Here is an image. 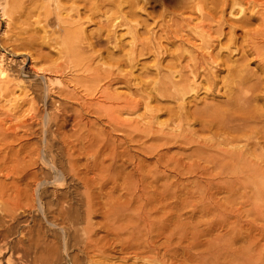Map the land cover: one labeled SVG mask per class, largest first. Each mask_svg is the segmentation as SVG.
<instances>
[{
	"label": "bare ground",
	"instance_id": "obj_1",
	"mask_svg": "<svg viewBox=\"0 0 264 264\" xmlns=\"http://www.w3.org/2000/svg\"><path fill=\"white\" fill-rule=\"evenodd\" d=\"M43 1V0H41ZM142 1L141 3L144 4V3H149L150 0H44L43 2H40V0H27L28 2V5H29V9L28 11L25 13V16L22 15L24 13V10L22 9V11H20L19 9H16V7L18 6H21L19 7L20 9L21 8H24V4H25V1L23 2H19L17 0H0V8H1V12L3 14V18L7 19L9 21H12V20H19V23L21 22V25L22 26V22L23 20H21V16H24V17H31L32 14L36 13L37 12V15H41L42 14V19L45 23H49V19H51V15H55V19H56V27L57 29H55L56 27L54 26V30L53 29H50L49 27L55 25V22L53 24V21L52 23L50 24V26L48 27V29L52 30L50 31V34L47 35V38L48 40L44 41L46 42V44H50V46L53 44V43H58L60 40V42L58 44H55V45H59V51L58 49H56V51H58L59 53L58 54H63L64 57L67 58V60H65V58H63L62 56V59H64V61H60V62H64L66 61V64L67 66L66 67H63L62 65H56L58 63H53L55 65H51L50 63V67L48 66L47 68H42L41 66H38L39 69H34L36 71V73H38L40 76H42V81H43V78H46L45 81V84L46 86L43 85L46 87V92H45V88H44V92H45V96H47L48 92V87L49 86H57L58 89L56 90L57 91V94L59 95V97H63V98H66L68 100H71V104H72V101L76 102L77 103V110H83V109H88V110H92L93 112V115L96 114V115H99L101 114V112H103L104 114H107L106 117H108V121H106V123L104 124H109L111 126V129L114 130V132H118V131H121V130H126L124 132H126V134L128 133V131L132 132L129 133V134H123L126 138H129L131 144L135 143L136 145L140 144L139 146L137 147H140L138 148L139 151H141V154H146V155H151L152 157L155 158V161L154 164H153V168H146L149 166V163L148 165L144 166V162H147L146 159H142V160H138L136 161V157H134L135 155H131L130 152H129V149L128 151H124L123 150V146L121 144V146H119V149L120 147H122V152L118 153V151L115 150V147L112 148V146H110V144H108L106 142V144L103 146L104 148H101L104 149L103 151H108L109 152V156L107 153L103 154L105 156H108V158L110 159L109 164L105 165L104 164V160H105V157H103L102 153L103 151L99 153V151H101V148L100 150H98V152L96 153L93 152V149H91L93 153H96V155H98V158L100 157V155H102V159L99 161L98 159V162L100 164H97L96 163V159L94 161H92V163H90L91 165L85 163L86 165V169L87 171L83 172L81 170L80 167H78L79 165L75 164V162H73V159L71 157V155L69 153H67V165L65 164L64 160V165L68 166V174H70L74 179L75 182H77L78 184L81 185V187L78 185V189L79 187L81 188L80 190H78L75 186L72 187V191H66L68 193V195H62L60 194L59 192L55 191L53 192V198L52 200L49 202L48 200V204L46 203L45 206H48L46 207L47 210L50 211V213L52 215H49L50 217L52 216V221H50V224L52 227L55 226V227H59L60 229V232L62 233L63 237H64V247H74L76 246L78 248L77 252L76 253H73L72 255L70 254H67V260H66V264H109L111 263L109 261L108 263V260L109 258H111V256L109 257L106 252L107 250L111 247L109 246V243L108 241L106 242L105 240V243L103 242V244L101 245V242L104 240V239H110L109 236L112 240V242L110 243V245L112 244H119L118 246H120V249H118V247L116 249H118V251L122 252V253H128V255H132L133 259L134 260H138V262L140 261L142 264H150V263H155V264H164L165 262H163V259L161 260L159 257V253L160 251H156V245L154 244V240H153V236L151 237V233L153 231V233H155V230L157 231L156 233L158 235H164L165 233V229L166 227L163 225H157L155 223V221H152L151 222H148L147 223V219L148 217L150 216H146V215H143V213H141V216H137L136 214V211L140 208V207H135V208H132V211L133 214H125L123 209L118 206L120 204V196H116L115 192L118 190L119 191V188L122 186L123 189L125 187H128L129 188H132L134 189L135 186H137L138 188V192H140L139 196L141 198H144L145 202L144 203H164L166 202L167 198H171V197H168L169 195V192L171 191V189L173 188L174 192V202L173 203H176V207H177V210L180 212L179 210V207L180 206H183V204L185 205V203H189L188 205L191 206V203H196L195 207L197 209V214H199V219H201V222L200 220L198 222H200L201 224L202 223H206L207 226H205L204 224V229H202L200 232H196V233H199V236L201 239V236L202 237H205V235H209V234H206L210 231V233L213 232V230L216 228V227H224L226 232L224 233V235L220 238V239H217V240H212V239H209L210 236H208L207 239H209L207 242L204 241V242H201V239L200 241H198V244L196 243L197 239L194 241L195 244H197L196 246H199L198 248H200V252L198 253V258L199 260H202L203 262H205V264L208 262V259L210 261L211 258H217V259H223V260H228V261H232L234 262V264H236L235 261H237V264H264V110L261 109V105H257L254 106V102L253 101H257L259 99H261V93H256V92H252L248 95V92H245L244 91V85L249 81V80H252L251 79V76L253 77V74H247L246 71H245V68H243V66H230L228 64H225V63H222L225 67H226V76H223V80H221L220 82H222L221 85V88H224V91L222 92V94L225 96L224 98V101L221 102V104H217L218 106H215V105H208L207 103H205V101L202 103L201 107H196L194 108L193 110H190V108L188 107H185V105L183 104L185 98L187 95H191L195 94L197 95L198 91L201 89L202 87V84L201 83H197L196 84V81L195 80H198V79H201L200 82H204V84H206V87L202 88L203 91H208L210 92L209 90H212L214 89L217 85H218V79L216 76L219 74H214L211 72V70H209V65L214 63H216V59H219V61H222L220 60V58H218L220 56V50H216L217 53L213 54V44H212V37L211 35L212 34H215L217 35V38H220V37H224L226 32L224 33L223 32V28L221 27V23L219 21H217V25L215 27H212L211 25H207V29L204 30V26H199L200 28L198 29L197 33H198V40L199 42H196L198 43V46L196 49L194 50H191V52L193 51V54H191V52L189 53L190 56H186L188 57L187 59V62L186 64L182 65L181 64V60H183L184 56L182 54L181 51H183L182 49H180L181 53H176L177 55L174 57V56H171L172 57V60L169 61V63L164 66L166 69H167V75H159L160 73H157V78L155 79H152L154 81H151L152 83L148 82L146 84L149 85V83L151 84L152 86V90L155 92L156 95H160V97L162 96H167V97H170L172 99H174V101H177L182 104H180V106L178 108L175 107V109L177 110H172L170 111V114H169V117H170V120L169 122H165V123H162V122H159L157 124V121H156V124L154 125H159V127H156L157 129H154V127L152 128V126H149V123H151L150 121H155V119L151 120L150 118V121H148V125L147 126H141L142 124L139 123V124H135L136 122H133L132 124L131 123H128L126 122L125 120L123 121L122 119L120 120L119 116L122 114L121 111L127 109V110H135V107L137 105H131L132 102H128V101H123V103L121 104L118 100H121L122 102V98L119 99V97H115L112 93H108V91L106 90H101L100 89V84L101 82H103V80H106L107 78H109L111 75H114V73L112 74L113 71L110 70V67L111 66H108L107 67H104V68H107L108 70H103V68L99 69V70H91V68L93 67H89V66H86V64L84 65V60L87 58L85 57L87 55L84 54L86 49L85 48H91L93 49L94 47H96L97 45H101V44H110L114 39L113 38V35L115 34V28H118V26H122L123 24L126 26L129 24L126 20H125V16L126 15H130L132 16L134 13V10H135V7L138 6L139 2ZM167 2L163 4V13H165L166 16H168V14H170V16H172L171 18H169V21L173 24L176 23V11H185L187 9H190V12L193 11V7L194 6H198L197 10L199 11V18H201L203 21H210L213 17L211 16L212 14L214 13H217V12H220L221 15H223L226 10L229 8L230 12L229 13H232V12H236L237 15L240 13L244 14V10H240V5H242L243 3H247V6L248 4H250L251 6H254L255 3H256V0H166ZM19 2V4H18ZM38 2V3H37ZM76 4H79L76 6ZM208 6L206 7L208 9V13L204 14L203 11H204V6ZM16 6V7H14ZM98 6H101V7H104V6H108V9H106V12H110L111 14H109L108 16L105 15V17H107L105 20V23L104 24H101V26L96 30L97 33L94 35V33L92 34V37L94 35V37L90 40H93V42H88L87 43V46L84 45L83 41L85 40L84 36L82 35V31L83 29L82 28H76L75 27V21L72 23L71 19L73 18H69L71 15L70 13L75 11V14L73 15L74 16H77L76 18V21L79 23L80 22V18H79V10L81 12V10L85 9L89 12V16H91L92 14H94V10L95 8H97ZM243 6V5H242ZM241 6V7H242ZM239 7V11L236 10V8ZM123 8L126 9L125 12H123ZM253 8V7H252ZM124 9V10H125ZM172 9V10H171ZM196 9V8H194ZM246 10V8H245ZM64 12L66 13V16H67V13H69V16L68 19L66 17H64L63 19H65L66 21H64L63 19L60 18V16L62 15L60 12ZM96 13H97V10H95ZM42 12V13H40ZM106 14V13H105ZM52 15V16H53ZM60 15V16H59ZM64 15V14H63ZM235 15V14H234ZM238 15V17H239ZM89 16H87L89 18ZM242 16V15H241ZM39 17V16H38ZM51 17V18H50ZM53 17V18H54ZM87 17L85 18L87 20ZM127 17V16H126ZM237 17V18H238ZM249 17V16H248ZM251 17V16H250ZM35 18H36V14H35ZM39 18V20L41 19ZM242 18H245L246 17H241V18H238L236 21L237 22H243L244 20H242ZM25 19V18H23ZM264 19V18H263ZM37 20V21H39ZM52 20V19H51ZM50 20V21H51ZM248 20V18L246 19ZM33 21V20H32ZM91 21V20H90ZM215 21V20H214ZM264 21V20H263ZM236 22V23H237ZM248 22V21H247ZM246 22V24H247ZM250 22V20H249ZM248 22V23H249ZM8 23V22H7ZM13 23V21H12ZM16 23V22H15ZM35 23V21H34ZM33 23V24H34ZM40 23V21H39ZM38 22L36 23V26L37 24H39ZM45 23L43 24L44 27H45ZM77 23V24H78ZM214 23V22H213ZM232 23V22H231ZM244 23V22H243ZM262 22L260 21V24ZM9 24V23H8ZM18 24V23H17ZM81 24V23H80ZM204 24V23H203ZM205 24H207L205 22ZM209 24V23H208ZM226 24V23H225ZM245 23L242 25L240 24V26H245L246 25ZM18 25V26H19ZM213 25V24H212ZM263 25V29L262 31L261 30H258L260 28H257L256 30L260 31L262 34L264 33V23L262 24ZM261 25V26H262ZM12 26V25H10ZM17 26V25H16ZM35 26V24H34ZM130 26V25H129ZM159 26L163 27L164 24H160ZM214 26V25H213ZM9 27V25H8ZM13 27V26H12ZM11 27V28H12ZM24 27V26H23ZM41 27V26H40ZM39 27V28H40ZM43 27V29H45ZM47 27V26H46ZM132 27V26H131ZM230 27V26H229ZM228 27V29H229ZM234 27V26H233ZM14 28V27H13ZM12 28V30H13ZM20 28V27H19ZM237 28V27H236ZM18 29V27H17ZM35 29V27H34ZM33 29V31H35ZM42 29V28H40ZM47 29V31H49ZM134 29V28H133ZM234 29V28H232ZM10 30V28H9ZM8 30V31H9ZM39 30V29H38ZM37 30V31H38ZM46 30V29H45ZM163 30V28H161V31ZM176 30V29H175ZM174 30V31H175ZM195 30H196V27H195ZM230 30H231V27H230ZM236 30V29H235ZM255 30V31H256ZM22 31V30H21ZM27 31V29L25 30ZM130 31H133V30H130ZM129 31V32H130ZM229 31V30H227ZM249 32V30H247ZM11 32V31H10ZM15 32V31H14ZM44 32V31H43ZM127 32V33H129ZM196 32V31H195ZM40 33V32H38ZM49 33V32H48ZM134 33V32H133ZM230 33V37L228 38L227 34L225 37H227L228 39L226 41H228L227 43L226 42H223V43H226L224 46V50H230V48L232 46L236 47V35L233 34V31H229ZM244 33V32H243ZM252 33V32H251ZM251 33L249 32L248 33V36L249 34L251 35ZM255 33V32H253ZM12 34V33H11ZM16 34V33H14ZM23 34V33H22ZM43 34H46V32H44ZM55 34H59V35H56ZM171 34V33H170ZM182 34V33H181ZM234 35V36H231ZM236 34V33H235ZM16 35H21L20 34V31H19V34H16ZM28 35V34H27ZM35 35V33H34ZM34 35H28L29 36V39H27L26 37V42L24 41L23 43H16L14 45V41H11L9 42L8 44L11 43V48L9 47V45H3L2 46L3 48L4 47H9L11 49V51H9L8 53V50L5 51L3 50V52H1V45H0V95H6V93L9 95V93L7 92L10 88H9V85L13 84L12 81H15V78L13 80H11V76H15L17 75L18 78L22 79L21 77H19L21 74H20V71H23V68L24 66H21L20 64V68L19 65H18V69H15L13 70V68L10 67V65H7V66H2V60L4 59V57L6 56L5 54H12V55H15V56H18V53L14 54L15 51H18L20 50L21 48L23 49H29L31 47H28V46H31L33 43L35 44V42L37 41L36 39V36ZM61 35V36H60ZM135 35H136V32H135ZM133 35V38L134 36ZM9 36H10V33H9ZM8 36V38H9ZM13 36V35H12ZM25 35H22L20 37H24ZM40 36H41V33H40ZM45 36V35H44ZM238 36V35H237ZM246 35H244L245 37ZM256 36H260V33H257L256 35H251L249 36V38H245L244 42L247 44L248 48H244L245 49H248V51H244L242 49V52H249L251 53L252 55L254 54L257 58H264V48L261 47V42L260 44L258 42H255L256 41ZM17 37V36H14V38ZM19 37V39H20ZM58 37H62L58 42H57V38ZM116 37V36H115ZM136 37V36H135ZM247 37V36H246ZM41 38V37H40ZM40 38L39 41H40ZM45 38V37H43ZM46 38V39H47ZM239 38V36L237 37ZM262 37H260L261 39ZM264 38V37H263ZM10 39V38H9ZM8 39V40H9ZM196 39V38H195ZM242 39V38H241ZM259 39V38H258ZM12 40V39H10ZM9 40V41H10ZM17 40V39H16ZM115 40V39H114ZM264 40V39H263ZM134 41L135 38H134ZM140 41V40H138ZM222 43V40H220ZM225 41V40H224ZM43 42V43H44ZM133 42V41H132ZM217 42V41H216ZM6 43V42H5ZM20 43V44H19ZM219 43V42H218ZM222 43V44H223ZM115 44V43H114ZM157 44V43H156ZM152 42H148V43H143L142 42H135L133 43L132 47H130L131 49V54H129V61H131L132 63L134 61H136L135 59H137V56H144L145 54H148L150 53V50H154V49H158L161 48L160 46L156 45ZM236 44V45H235ZM241 44V42H240ZM37 45V44H35ZM111 45V44H110ZM218 45V44H217ZM221 45V44H220ZM243 45V44H242ZM33 46V45H32ZM44 46L42 45V43L38 46L40 49L41 47ZM222 46V45H221ZM196 47V46H195ZM238 47V46H237ZM236 47V48H237ZM241 47V45H240ZM54 48V47H53ZM58 48V47H57ZM193 48V47H192ZM191 48V49H192ZM220 49V47L218 46L217 49ZM222 48V47H221ZM239 48V47H238ZM33 49V48H32ZM32 49H29V50H32ZM35 49V47H34ZM36 49H38L36 47ZM95 49V48H94ZM54 50V49H53ZM159 50V49H158ZM233 50V49H231ZM230 50V51H231ZM241 50V49H239ZM40 50H38L39 52ZM88 51V50H87ZM102 51V50H101ZM234 51V50H233ZM236 51V50H235ZM238 51V49H237ZM236 51V52H237ZM26 52V51H25ZM25 52H22L21 51V55H27L25 54ZM30 52V51H29ZM28 52V53H29ZM32 52V51H31ZM36 52V51H35ZM38 52L34 55H37ZM89 52V51H88ZM94 52V51H93ZM96 52V51H95ZM107 52V51H106ZM129 52V51H128ZM176 52H178L176 50ZM222 52V51H221ZM235 52V53H236ZM240 52V51H239ZM241 52V53H242ZM20 53V52H19ZM27 53V52H26ZM33 53V52H32ZM32 53H30L29 55H31ZM51 53V52H50ZM175 53V52H174ZM187 53V52H186ZM229 53H232L229 52ZM238 53V52H237ZM240 53V54H241ZM41 54V55H40ZM90 54V52H89ZM96 54V53H95ZM115 54V53H114ZM226 54V53H225ZM238 54V56L240 55ZM248 54V53H247ZM11 55V56H12ZM39 55L40 56H45V54L42 55V52H39ZM49 55V54H48ZM92 55V54H91ZM90 55V57H91ZM188 55V54H187ZM231 55V54H230ZM250 55V54H249ZM33 57V55H31ZM39 56V57H40ZM47 56V54H46ZM110 56V59L109 60H112L114 57L113 53L112 54H109ZM224 56V55H223ZM242 58L244 57V55H240ZM247 56V55H246ZM254 56V57H255ZM23 57V56H22ZM61 57V56H59ZM89 57V58H90ZM116 57V56H115ZM226 57V56H225ZM227 57L228 54H227ZM226 57V59H227ZM240 57V58H241ZM248 57V56H247ZM45 58V57H44ZM50 58V57H49ZM48 57H46V59L49 60ZM92 58V57H91ZM109 58V57H108ZM123 58V57H121ZM120 58V59H121ZM223 58V57H222ZM238 58V57H237ZM236 58V60H237ZM261 58V59H262ZM7 59V57H6ZM13 59V58H12ZM9 58V63L13 62V60ZM24 59V57H23ZM230 59V58H229ZM239 59V58H238ZM8 60V59H7ZM88 60V59H86ZM92 61V59H90ZM115 60V58H114ZM242 61V59H239ZM238 60V61H239ZM247 60V58H246ZM264 60V59H263ZM262 60V61H263ZM21 61V60H20ZM19 61V62H20ZM34 61V60H33ZM43 61V60H42ZM55 61V60H54ZM84 61V62H83ZM90 61V62H91ZM118 61H120L118 59ZM185 61V60H183ZM218 61V62H219ZM224 61V60H223ZM235 61V59H234ZM237 61V63H239ZM243 61H245V57L243 59ZM249 60H247L248 62ZM6 62V61H5ZM25 61H23L24 63ZM46 62V61H44ZM48 62V61H47ZM53 62V61H52ZM51 62V63H52ZM56 62V61H55ZM89 62V61H88ZM87 62V64H88ZM115 62V61H114ZM114 62H113V65H114ZM117 62V61H116ZM130 62V63H131ZM227 62H228V59H227ZM245 62V63H247ZM21 62V64H23ZM26 63V62H25ZM102 63V62H101ZM112 63V62H111ZM118 63H121V62H117ZM231 63V62H229ZM235 62V64H237ZM6 64V63H5ZM46 64V63H45ZM65 64V65H66ZM90 64V63H89ZM123 64V62H122ZM128 64V63H127ZM233 64V63H232ZM241 64H243V62H241ZM35 66H37L36 64H34ZM33 65V67H34ZM43 65V64H42ZM47 65V64H46ZM116 65V63H115ZM130 65V64H129ZM127 65V66H129ZM132 65V64H131ZM213 65V64H212ZM219 65V64H218ZM217 65V66H218ZM228 65V66H227ZM238 65V64H237ZM240 65V64H239ZM17 66V65H16ZM97 68L101 65H96ZM95 66V68H96ZM103 66V65H102ZM221 66V65H220ZM219 66V67H220ZM222 66V67H224ZM247 67V65H245ZM41 67V68H40ZM45 67V66H44ZM113 67V66H112ZM116 67V66H115ZM178 67V68H177ZM36 68V67H35ZM69 70L71 71L70 73H73L71 75V77L69 78L68 81H63L61 79L63 78H56V77H45L43 75V73H50V74H57V73H62L64 70ZM116 68H119V67H116ZM221 68V67H220ZM247 69V68H246ZM160 70V69H159ZM216 70V67L215 69ZM34 71V72H35ZM158 71V70H157ZM217 71L219 72L220 70L217 69ZM216 71V72H217ZM24 72V71H23ZM165 72V71H164ZM187 72V73H185ZM221 72V71H220ZM69 73V72H68ZM69 73V74H70ZM76 73H80V75H83V76H80L79 74H76ZM25 74H28V73H25ZM30 74V72H29ZM67 74V73H66ZM65 74V75H66ZM84 74H87L84 76ZM32 75V74H30ZM46 75V74H45ZM48 75V74H47ZM35 76V75H34ZM39 76V77H40ZM56 76V75H55ZM61 76V75H60ZM116 76V75H115ZM173 76H176L177 79L176 80H173ZM10 77V78H9ZM28 77V76H27ZM26 77V78H27ZM66 77V76H65ZM190 77H191V80H190ZM257 77V76H255ZM41 78V77H40ZM66 78H64L65 80ZM116 79V77H115ZM113 79V80H115ZM260 79V78H259ZM17 80V79H16ZM25 80V79H24ZM28 80H32V79H28ZM27 80V81H28ZM33 80H35L33 78ZM39 80V79H38ZM41 80V79H40ZM255 82L258 80V78L254 79ZM23 81V80H22ZM108 81V79H107ZM112 81V80H111ZM150 81V80H149ZM110 82V81H109ZM253 82V81H252ZM252 82H249V85L250 83L252 84ZM20 83H23L20 81ZM30 83V82H28ZM27 83V84H28ZM35 83V82H33ZM76 87V90L80 89L81 91V94H85V96H91L92 95L94 96L95 94H98V98L99 100L97 99V101L95 102H92V98H91V101H88L87 97V101L84 100L82 97H80V93L77 95L76 91L73 89H70L69 87L71 86ZM107 83V82H106ZM70 84V86H68ZM110 84V83H109ZM248 84V83H247ZM246 84V86H247ZM256 87L259 86L258 84H260V81H258V84L257 82L256 83H253ZM252 84V85H253ZM19 85V84H18ZM22 85V84H21ZM30 85V84H29ZM42 85V87H43ZM103 85V84H102ZM106 85V84H104ZM248 85V86H249ZM15 86V84L13 85ZM17 86V84H16ZM15 86V87H16ZM24 86V85H23ZM32 86V85H31ZM36 86V85H35ZM109 86V85H108ZM150 86V85H149ZM148 86V88H149ZM245 86V87H246ZM262 86V85H261ZM12 87V86H10ZM38 87V86H37ZM103 87V86H101ZM106 87V86H105ZM220 87V86H218ZM252 87V86H250ZM254 87V86H253ZM255 87V88H256ZM23 88V87H22ZM29 87H27L28 89ZM36 88V87H35ZM33 88V89H35ZM41 88V87H40ZM104 88V87H103ZM244 88V89H243ZM249 90V87H246V90ZM263 88V87H261ZM21 89V88H19ZM25 89V88H24ZM32 89V88H31ZM32 89V90H33ZM38 89V88H36ZM35 89V90H36ZM251 89V88H250ZM254 88H252L251 90H253ZM260 89V88H259ZM22 90V89H21ZM30 90V88H29ZM28 90V91H29ZM43 90V88H42ZM216 90V89H215ZM217 90H221L219 88H217ZM250 90V91H251ZM255 90H258V89H255ZM263 90V89H262ZM261 90V91H262ZM11 90H9L10 92ZM24 91L23 90V94H24ZM31 91V90H30ZM38 91V90H37ZM35 91V93L37 92ZM41 90H39L38 92V96H41L39 95ZM50 91V90H49ZM34 92V91H32ZM150 92V91H149ZM220 92V91H219ZM218 92V93H219ZM264 92V91H263ZM12 93V92H11ZM26 93V91H25ZM31 93V92H29ZM42 93V92H41ZM51 93V92H50ZM49 93V94H50ZM212 93V92H211ZM221 93V92H220ZM148 94V93H147ZM152 93L150 92V95ZM207 94V93H206ZM205 94V95H206ZM217 94V93H216ZM1 95V96H2ZM25 95V94H24ZM28 95V94H26ZM25 95V96H26ZM33 95V94H32ZM30 95V97L32 96ZM36 95V94H35ZM34 95V96H35ZM37 96V97H38ZM84 96V95H82ZM148 98L149 97V94L147 95ZM145 96V97H147ZM217 96V95H216ZM221 96V95H220ZM263 96V95H262ZM4 97V96H3ZM8 98V96H5ZM144 97V96H143ZM155 98V95L152 96V98ZM193 97V96H192ZM33 98V96H32ZM61 98V99H63ZM131 98V97H130ZM146 98V99H148ZM195 98V97H194ZM193 98V99H194ZM215 98V97H213ZM26 99V98H25ZM35 98H33L32 100H34ZM40 99V98H39ZM36 100L37 101H40V100ZM44 99V98H43ZM95 99V98H94ZM156 99V98H155ZM188 99V98H187ZM197 99V98H196ZM201 99V98H200ZM205 99V98H203ZM47 100V99H46ZM44 99V101H46ZM64 100V99H63ZM134 100V99H133ZM136 100V99H135ZM140 100V99H139ZM151 100V99H149ZM192 100V99H191ZM25 101V100H24ZM23 101V102H24ZM28 101V100H27ZM30 101V100H29ZM28 101V102H29ZM48 101V100H47ZM66 101V100H64ZM187 101V100H185ZM26 102V101H25ZM27 104L29 105L30 103ZM34 102V101H33ZM51 102V100H50ZM61 102V101H59ZM136 102V101H135ZM176 102V104H177ZM190 102V101H189ZM254 104H253V103ZM4 103V102H3ZM40 102H38L39 104ZM46 103V102H44ZM43 103V104H44ZM53 102H51L50 104H52ZM63 103V102H62ZM61 103V104H62ZM137 103V102H136ZM135 103V104H136ZM146 103V102H144ZM188 103V102H186ZM1 104V103H0ZM25 104V103H24ZM33 104V103H32ZM31 104V105H32ZM54 104V103H53ZM133 104H134V101H133ZM139 104V102H138ZM211 104V103H210ZM214 104V103H213ZM253 104V105H252ZM4 105V104H3ZM27 105V106H28ZM42 105V104H41ZM45 105V104H44ZM64 105V104H62ZM62 105H60L61 108H64ZM68 103L66 104L65 103V106H67ZM2 106V105H1ZM53 106V105H52ZM73 106V105H72ZM139 106V105H138ZM257 106H260V107H257ZM30 107V105H29ZM47 107V105H46ZM55 107V106H54ZM53 107V108H54ZM59 106L57 108H60ZM34 108V106H33ZM43 108V107H42ZM40 108V109H42ZM45 108V107H44ZM43 108V109H44ZM49 108V107H47ZM66 108V107H65ZM76 108V107H75ZM73 108V109H75ZM138 108V107H137ZM15 109V108H14ZM28 109V107H27ZM37 110L39 109L36 108ZM50 109V108H49ZM52 109V108H51ZM67 109V108H66ZM16 110V109H15ZM35 110V109H33ZM61 110V109H59ZM63 110V109H62ZM61 110V111H62ZM79 110V111H80ZM8 111V109H7ZM30 111V110H29ZM47 111V110H46ZM54 112H56L55 110H53ZM72 111V109H71ZM75 111V110H74ZM73 111V112H74ZM80 111V112H81ZM84 111V110H83ZM152 111V110H151ZM150 111V112H151ZM27 112V111H26ZM25 111H23V113H26ZM63 112V111H62ZM67 112V111H66ZM88 112V111H87ZM121 112V114H120ZM126 112V111H125ZM146 112V111H145ZM47 113V112H46ZM68 113V112H67ZM66 113V114H67ZM90 113V112H88ZM153 113V112H152ZM29 114V113H28ZM44 114V113H43ZM61 114V113H60ZM69 114V113H68ZM73 113L69 114V115H72ZM120 114V115H119ZM7 115V114H6ZM55 115V114H54ZM74 115V114H73ZM76 115V113H75ZM78 115H79V112H78ZM26 116V115H24ZM32 116V115H31ZM64 116V115H62ZM104 116V115H103ZM152 116V114H151ZM149 116V117H151ZM3 117V116H2ZM28 117V115L26 116ZM38 116H36L37 118ZM55 117V116H54ZM60 117V116H59ZM65 117V116H64ZM63 117V118H64ZM77 117V115H76ZM81 114H80V118H81ZM99 117L101 118L102 116L99 115ZM105 117V118H106ZM121 117V116H120ZM6 118V117H5ZM10 118V117H9ZM34 118V117H33ZM44 118V116H43ZM61 118V117H60ZM66 118V117H65ZM75 118V117H74ZM144 118V117H143ZM156 118V117H155ZM55 119V118H53ZM67 119V118H66ZM83 119V118H81ZM98 119V118H97ZM138 119V118H137ZM145 119V118H144ZM148 119V118H147ZM192 119L191 121L192 122H196L198 124V128L197 129L198 131H201V132H204V133H207L209 134V137L208 138H205L203 139L204 137H201L202 139H194V136L193 135H190V131L187 132L190 127L189 125H187L189 128H184L185 125L184 124H188V121ZM5 120V119H4ZM2 119V121H4ZM43 120V119H42ZM77 120V118H76ZM25 121V120H24ZM30 121V120H29ZM37 121H38V118H37ZM60 121V120H59ZM64 121V119H63ZM62 121V122H63ZM101 121V120H100ZM130 121V120H129ZM146 121V120H145ZM190 121V123H191ZM1 122V120H0ZM27 121H25L26 123ZM41 122V121H40ZM43 122V121H42ZM41 122V123H42ZM56 122V121H55ZM62 122H60L62 124ZM64 122H67V121H64ZM85 121H82V123H84ZM93 122V121H91ZM89 122L90 124H94L95 126V123H91ZM23 123L22 121V125L25 124ZM30 124V122H28ZM27 123V124H28ZM59 123V122H58ZM75 123V122H74ZM77 123V121H76ZM75 123V124H76ZM82 123H81V126H82ZM146 123V122H145ZM144 123V124H145ZM195 123V125H196ZM2 124V122H1ZM19 124V123H18ZM57 124V123H56ZM64 124H67V123H64ZM141 124V125H140ZM6 125V124H5ZM20 125V124H19ZM21 125V126H22ZM34 125V124H33ZM37 125V124H36ZM45 125V123H44ZM51 125V124H50ZM49 125V126H50ZM59 125V124H58ZM63 125V124H62ZM62 125H59V126H56L58 127V129L62 128ZM71 125V124H70ZM85 125V124H83ZM87 125V124H86ZM97 125V124H96ZM153 125V123H152ZM171 125V128H168L170 127ZM2 126V125H1ZM4 126V124H3ZM31 126V125H30ZM30 126H27V127H30ZM40 126V124H39ZM42 126V125H41ZM52 126V125H51ZM54 126V125H53ZM52 126V127H53ZM190 126H192L190 124ZM197 126V125H196ZM7 127V126H6ZM24 127H26V125H24ZM38 127V126H37ZM44 127V126H42ZM55 127V126H54ZM53 127V128H54ZM64 127V126H63ZM78 127V126H77ZM85 127V126H84ZM87 127V126H86ZM98 127V126H97ZM103 127V130H104V126ZM15 128V127H14ZM17 128V127H16ZM34 128V127H32ZM36 128V127H35ZM34 128V129H35ZM47 128V127H46ZM66 127L62 128V129H65ZM93 128V127H92ZM99 128V127H98ZM110 128V127H108ZM192 128V127H191ZM194 128V127H193ZM2 127H0V131H1ZM30 129V128H29ZM49 129V128H47ZM56 128V131L58 130ZM72 129V127H71ZM73 129H76V127H73ZM83 129V127H82ZM88 129V128H87ZM86 129V130H87ZM96 129V128H95ZM187 129V130H186ZM3 130V129H2ZM27 130V129H25ZM36 130V129H35ZM51 130V129H50ZM78 130H80L78 128ZM84 131L83 132H88L85 131V129H83ZM94 130V129H93ZM100 130V129H99ZM107 130V128H106ZM110 130V129H109ZM112 130V131H113ZM128 130V131H127ZM6 131V130H5ZM31 131V129L29 130ZM41 131V129H40ZM54 131V130H53ZM62 131V130H61ZM77 131V129H76ZM81 131V130H80ZM96 131V130H95ZM98 131V130H97ZM101 131V130H100ZM194 131V129L192 130ZM52 132V130H51ZM58 132V131H57ZM78 132V131H77ZM103 132V131H101ZM108 132V130H107ZM113 132V133H114ZM122 132V131H121ZM1 133V132H0ZM2 133H5V132H2ZM1 133V135H2ZM7 133V132H6ZM5 133V134H6ZM13 133V132H12ZM9 135V133L7 135L10 136H14V135ZM30 133V132H29ZM45 133V131H44ZM49 133V132H48ZM56 133V132H55ZM54 133V134H55ZM61 133V132H60ZM63 133V132H62ZM61 133V134H62ZM65 130H64V133L65 134ZM82 133V132H81ZM91 133V132H90ZM108 133H111L110 131ZM195 134V132H193ZM4 134V135H5ZM50 134V133H49ZM71 134V133H70ZM73 134H77L76 132L73 133ZM103 134V133H102ZM120 134V132H119ZM2 135V136H4ZM5 135V136H7ZM31 135V134H30ZM35 135V134H34ZM72 135V134H71ZM79 135V134H77ZM85 135L84 134V138H85ZM97 135V134H95ZM104 135H105V132H104ZM200 136V134H198ZM197 135V136H198ZM204 135V134H203ZM202 135V136H203ZM2 136H0V139H1V142H2ZM4 136V137H5ZM17 136V135H16ZM15 136V138H16ZM51 136H54L51 134ZM66 136V135H65ZM65 136H63L65 138ZM82 135H80L81 137ZM98 136V135H97ZM96 136V137H97ZM107 136L109 137L110 135L107 134ZM198 136V137H199ZM205 136V135H204ZM208 136V135H207ZM3 137V138H4ZM58 137V136H57ZM56 137V138H57ZM59 137H62L59 136ZM62 137V138H63ZM77 136H75V139H76ZM90 137V136H89ZM100 137V136H99ZM114 137V136H113ZM135 137V138H133ZM5 138H8V137H5ZM4 138V139H5ZM46 138V137H45ZM73 138V137H72ZM78 138V137H77ZM94 138V137H93ZM103 138V136L101 137V139ZM112 138V137H110ZM196 138V137H195ZM74 139V138H73ZM74 139V140H75ZM79 139V138H78ZM81 139V138H80ZM91 139V137H90ZM105 139V137H104ZM109 139V138H108ZM135 139H138V140H135ZM45 140V139H44ZM66 141L68 140L67 137L65 139ZM64 140V142H65ZM73 140V141H74ZM82 140V139H81ZM96 140V139H95ZM114 141V138L111 139ZM5 141V140H4ZM60 141V140H59ZM72 141V142H73ZM77 141V139H76ZM83 142H79L78 143H81L82 145H84L83 143L84 140H82ZM96 141H99V138L98 140ZM101 141V140H100ZM106 141V140H105ZM117 141H119L117 139ZM122 141H124L122 139ZM151 141V143L149 142ZM179 141L181 142L182 144H187V145H190L192 146V148H190L192 150V152L188 153V155L186 156V160H183L182 158H177V157H168L166 158V154H162L163 152L160 153V150L161 148H163L164 146L170 144V142L173 143ZM245 142V144L239 146V144L241 142ZM6 142V141H5ZM52 142V141H51ZM127 143V139L124 141ZM123 142V144H125ZM178 142V143H179ZM46 143V141H45ZM58 143V142H57ZM75 143V142H73ZM72 143V145H73ZM115 143V142H114ZM149 143V144H148ZM157 144V145H154V144ZM160 143V144H158ZM177 143V145H178ZM56 144V143H55ZM89 144V143H88ZM92 144H97V143H92ZM92 144H90L87 148H91V147H94V145L92 146ZM103 144V143H102ZM119 144V143H118ZM132 144V145H133ZM176 144V143H175ZM174 144V145H175ZM242 144V143H241ZM36 145V144H35ZM34 145V146H35ZM46 145V144H45ZM69 145V144H68ZM98 146L100 144H97ZM114 145H117V144H114ZM130 145V144H129ZM22 146V145H21ZM30 146V145H29ZM29 146H26L29 148ZM32 146V145H31ZM33 146V148H34ZM38 146V144H37ZM41 146V145H40ZM62 146V145H60ZM75 146V145H73ZM80 146V145H79ZM78 146V147H79ZM97 146V147H98ZM135 146V145H134ZM170 146L172 147V145L170 144ZM169 146V148H170ZM181 146V145H180ZM54 147V146H53ZM59 148V145L57 146ZM64 147V146H63ZM83 146H81L82 148ZM96 147V148H97ZM118 147V146H117ZM127 147V146H126ZM133 147V146H132ZM131 147V148H132ZM20 148V147H19ZM25 148V147H24ZM27 148V149H28ZM31 148V147H30ZM44 149V147H42ZM41 148V149H42ZM73 148V147H72ZM85 148V147H83ZM130 148V147H129ZM2 149V148H1ZM11 149V148H10ZM23 149V147H22ZM21 148L18 150V151H21L22 150ZM47 149V148H46ZM53 149V148H52ZM56 149V148H54ZM31 150H33L31 148ZM45 150V149H44ZM48 150V149H47ZM46 150V152H47ZM51 150V148H50ZM58 150H61L58 149ZM75 150V149H74ZM73 150V152H74ZM82 150V149H81ZM115 150V151H114ZM131 150V149H130ZM17 151V152H18ZM43 151V150H42ZM88 151V150H87ZM121 151V150H120ZM1 152V150H0ZM5 152V151H4ZM16 152V153H17ZM22 152V151H21ZM23 152H33V151H30V149L28 151H24ZM40 151H38L37 153V156L39 154ZM54 152V151H53ZM56 152V151H55ZM80 152V151H79ZM90 152V151H89ZM88 153V154H91ZM129 152V153H128ZM2 153V152H1ZM0 153V154H1ZM7 153V152H5ZM45 153V152H44ZM77 153V152H76ZM82 153V152H81ZM18 154V153H17ZM16 155V159L18 158V155L20 154L19 158H21V153L19 152V154ZM27 154V153H26ZM24 154V155H26ZM53 154V153H52ZM64 154V153H63ZM66 154V152H65ZM64 154V155H65ZM79 154V153H78ZM83 155H85V153H82ZM107 154V155H106ZM2 155V154H1ZM5 155V154H4ZM3 155V156H4ZM23 155V154H22ZM23 155V156H24ZM28 157L30 154H27ZM33 154H31V159L32 160ZM3 156H0L3 158ZM22 158H25L23 157ZM35 156V155H34ZM42 156V155H41ZM53 156V155H52ZM81 156V155H79ZM94 156V154H93ZM14 159H15V156L13 155ZM39 157V156H38ZM44 157H45V154H44ZM43 157V158H44ZM75 157H76V154H75ZM82 157V156H81ZM80 157V158H81ZM86 157V155H85ZM126 158V159H123V158ZM150 157V156H148ZM183 157V156H182ZM185 157V156H184ZM0 158V159H2ZM6 158V157H5ZM18 158V159H19ZM30 158V157H29ZM53 158V157H51ZM59 158V156H58ZM63 158V157H62ZM65 158V157H64ZM107 158V160H108ZM15 159V160H16ZM17 159V160H18ZM47 159V157L45 158ZM50 159V158H49ZM54 159V158H53ZM77 159V157H76ZM185 159V158H184ZM8 161H10L11 159H7ZM5 160V161H7ZM14 160V162H15ZM17 160H16V163H17ZM21 160V159H20ZM24 160V159H22ZM21 160V161H22ZM26 160V158H25ZM28 159V161H30ZM36 160V159H35ZM38 160V158H37ZM44 160V159H43ZM57 160V159H56ZM62 160V159H61ZM59 160V161H61ZM78 160V159H77ZM80 160V159H79ZM83 160V159H81ZM80 160V162H81ZM93 160V159H91ZM121 161L120 164H117L118 161ZM3 161V160H2ZM19 161V160H18ZM19 161L18 162V167L22 164V162ZM27 161V160H26ZM27 161V162H28ZM59 161L57 160V163H59ZM125 161L127 163H125ZM186 161V162H184ZM12 163L14 164L13 165V171L15 169L14 166L15 163ZM33 162V163H32ZM31 164L30 165H34L36 164V162L39 163V161H33L32 160ZM44 162V161H43ZM79 162V161H78ZM79 162V163H80ZM137 162V163H136ZM7 162H5L6 164ZM20 163V165H19ZM24 163V161H23ZM26 163V162H25ZM24 163V164H25ZM29 163V162H28ZM42 163V162H41ZM56 162H54L53 160H48V163H46L47 167L51 170V171H56ZM62 163V162H60ZM84 163L81 162V164ZM2 165L3 167L5 166ZM22 164V166L24 165ZM45 163H43L44 165ZM134 165L131 169V171L129 172L128 171V168H127V171L128 173H126V168L125 166L126 165ZM147 164V163H146ZM1 165V164H0ZM27 165V163H26ZM29 165V164H28ZM27 165V166H28ZM37 165V164H36ZM36 165H34L36 167ZM84 165V166H85ZM99 165V166H98ZM151 165V164H150ZM25 167V168H29V167ZM33 166V167H34ZM61 168L62 166L59 165ZM6 167V166H5ZM16 166V169L18 168ZM32 167V166H31ZM30 167V168H31ZM127 167V166H126ZM131 167V166H130ZM150 167V166H149ZM8 168V167H7ZM6 168V169H7ZM20 168H22L20 166ZM24 166H23V169L25 170ZM44 168V167H43ZM59 168V167H58ZM80 168V169H79ZM85 168H82V169H85ZM162 170H161V169ZM21 169V170H23ZM26 169V170H27ZM42 169V168H41ZM64 172H62L63 170ZM60 170H62L60 172V176L59 178L56 177V179L54 181H49V177L48 175H43V174H40V176L38 175V172H31V173H26L24 174L25 176H27V179L26 181H23V182H26L24 183V185H26L27 187H29L28 185L31 183V182H37V185L38 186V189L41 190H44L45 187L50 184V183H54L55 184H59L57 185L58 187H55L56 189L57 188H62L64 186V182H62L64 180V173H65V169L62 168ZM1 170V169H0ZM5 170V168H4ZM17 170H20V169H17ZM23 170V171H24ZM29 170V169H28ZM31 170V169H30ZM59 169H57L58 171ZM91 170V171H96L98 172V175L96 177H88V171ZM40 171H44V169L40 170ZM47 171V170H45ZM90 171V172H91ZM125 171V173H124ZM18 172V171H17ZM16 170L14 171V174L17 173ZM185 172V173H183ZM13 173V172H12ZM20 173V171H19ZM23 173V172H22ZM21 173V174H22ZM43 173V172H42ZM96 173V172H95ZM95 173H93L92 175H94ZM173 173V178L169 177V175ZM192 174L193 176V173L194 174H197V178L194 180L193 184L194 186L196 187V189L194 190L193 192V189L192 191L190 192L191 195H189L188 193V197L186 198H182V190L183 188H185L186 190L188 189V186L187 188L185 187L186 183L184 184L183 183V179H182V175H185V174ZM20 174V175H21ZM45 174H47L45 172ZM50 174V173H49ZM55 174V173H54ZM67 174V172H66ZM90 174V173H89ZM18 175V174H17ZM18 175L19 177H23V175ZM91 175V174H90ZM172 175V174H171ZM199 175V176H198ZM17 176V177H18ZM56 176V175H55ZM68 176V175H67ZM66 177V176H65ZM185 177V176H183ZM69 178V177H68ZM71 178V177H70ZM195 178V177H194ZM194 178H188V179H194ZM21 179V178H19ZM23 179V178H22ZM169 179H171L172 181H170ZM25 180V178H24ZM28 180V182H27ZM52 180V178H51ZM71 180V179H70ZM161 180L164 182H161ZM20 181V180H19ZM65 181V180H64ZM69 181V180H68ZM185 181V180H184ZM191 181V180H190ZM69 183V182H68ZM190 182H188L187 184H189ZM53 185V184H52ZM77 185V184H76ZM190 185V184H189ZM67 186H70V185H67ZM72 186V185H71ZM26 187V188H27ZM53 187V186H52ZM25 188V187H24ZM26 188L23 190L22 188V191H24L25 193V190ZM31 188V187H29ZM29 188H27L29 190ZM54 188V187H53ZM59 188V190H60ZM68 188V187H67ZM65 188V189H67ZM70 188V187H69ZM106 188L108 189V191L106 190ZM33 189V188H32ZM64 189V190H65ZM152 189V190H151ZM190 189V188H189ZM36 190V189H35ZM34 190V191H35ZM48 190V188L46 189ZM54 190V189H53ZM58 190V191H59ZM63 190V189H62ZM63 190V191H64ZM71 190V189H69ZM121 190V189H120ZM126 190V189H125ZM124 190V191H125ZM32 191V190H31ZM29 192L26 191V193L30 194V195H33L32 192ZM49 191V190H48ZM47 191V192H48ZM51 191V190H50ZM61 191V190H60ZM185 191V190H184ZM127 192V191H126ZM188 192V190H187ZM26 193L24 195V197L26 196ZM37 193V192H35ZM46 193V191L44 192ZM65 193V192H64ZM118 193V192H117ZM131 193V192H129ZM136 193V192H135ZM185 192H183L184 194ZM2 192L0 194V198L4 196H2ZM125 194V193H124ZM134 193H131V198L129 199V202H131L133 200V195ZM187 194V193H186ZM218 194H223L222 196H218L219 198L222 197V201L217 197ZM22 195V194H21ZM34 195H37V194H34ZM39 195V194H38ZM40 195H43L40 194ZM126 195V194H125ZM52 196V194H51ZM127 196V195H126ZM125 196V197H126ZM135 196V195H134ZM138 196V195H137ZM144 196V197H143ZM185 196V195H184ZM183 196V197H184ZM30 197H33V196H27V200H29ZM37 197V196H36ZM21 198V197H20ZM23 198V197H22ZM42 198V197H41ZM49 198V199H51ZM1 199V200H2ZM136 199V198H135ZM138 199V198H137ZM31 200V199H30ZM40 200V198H39ZM37 200V201H39ZM220 200V201H219ZM21 201V200H20ZM32 201V200H31ZM31 201L29 203H31ZM136 201V200H135ZM138 201V200H137ZM141 200H139L140 202ZM171 201V200H170ZM2 202V201H1ZM8 201H6L7 203ZM24 202V201H23ZM26 202V200H25ZM24 202V203H25ZM33 202V201H32ZM134 202V201H133ZM23 203V204H24ZM50 203H54L53 205V208L49 207L51 206ZM73 203H78L77 206H74ZM141 203V202H140ZM168 203V201L166 202ZM170 203V202H169ZM180 203V204H179ZM181 203H183L181 205ZM27 204V203H26ZM40 205L41 206V209L39 210H42V211H45V207L43 206V203H38L37 202V205ZM129 204V203H128ZM136 204L138 205V203L136 202ZM171 204V203H170ZM169 204V205H170ZM18 205V204H17ZM16 205V206H17ZM32 205V203H31ZM38 205V206H39ZM130 205V204H129ZM135 205V203H134ZM140 205V204H139ZM6 206V205H5ZM15 206V205H14ZM19 206V205H18ZM21 207H23V210L24 209V206H28L27 205H20ZM34 206V205H33ZM36 206V205H35ZM34 206V207H35ZM37 206V207H38ZM133 206V204H132ZM141 206V205H140ZM144 206V205H143ZM162 206V205H161ZM160 206V207H161ZM164 206V205H163ZM167 206V205H166ZM171 206V205H170ZM172 206H174L172 204ZM186 206V205H185ZM1 207V206H0ZM12 207V205H11ZM130 207V206H129ZM150 207V206H149ZM152 207V206H151ZM150 207V208H151ZM188 207V206H186ZM185 207V208H186ZM194 207V206H193ZM2 208V207H1ZM7 208V207H5ZM28 207H26L27 209ZM40 208V207H39ZM136 208H138L136 211H133V209L135 210ZM148 208V207H147ZM168 208V206H167ZM174 208V207H173ZM184 209V207H181ZM190 208V207H189ZM21 209V208H20ZM19 209V210H20ZM130 209V208H129ZM141 209V208H140ZM157 209V208H156ZM161 209V208H159ZM158 209V210H159ZM175 209V208H174ZM173 209V211H174ZM3 210V209H2ZM1 210V211H2ZM11 210L7 208V211ZM16 210V209H15ZM18 210V209H17ZM22 210V209H21ZM30 210V209H29ZM148 210V209H147ZM163 210V209H161ZM176 210V209H175ZM185 210V209H184ZM191 210V209H190ZM48 211V212H49ZM143 211V210H142ZM153 211V209H152ZM152 211H150L152 213ZM165 211V210H163ZM183 211V210H182ZM193 211V210H192ZM191 211V212H192ZM196 211V210H194ZM193 211V212H194ZM3 212V211H2ZM26 212V211H23V213ZM47 212V214H48ZM135 212V214H134ZM138 212V211H137ZM148 212V211H147ZM149 212V213H150ZM160 212V211H159ZM159 212H156L159 214ZM4 213V212H3ZM27 213V212H26ZM29 213V212H28ZM41 213V211L39 212ZM98 213H100L102 215V219H103V222L101 223L99 220H98V224L97 223H93L92 222V218L94 217L93 215L97 214L99 215ZM140 214V212H138ZM148 213V214H149ZM155 213V212H154ZM155 213V215H156ZM165 213V212H163ZM162 213V215H163ZM175 213V212H174ZM8 217H10V220H15L17 218V214H13V212H8ZM5 214V215H7ZM30 214V213H29ZM34 214L31 213V215ZM44 214V213H43ZM46 214V211H45V214L44 215H47ZM157 214V215H158ZM181 214H184L181 213ZM186 214V213H185ZM188 214V213H187ZM190 214V213H189ZM188 214V215H189ZM4 215V216H5ZM19 215V214H18ZM28 215V214H27ZM36 215H37V211H36ZM39 215V214H38ZM42 215V213H41ZM100 215V216H101ZM134 215V216H133ZM136 215V216H135ZM156 215V216H157ZM161 213L158 215L159 216H162ZM175 215V214H174ZM192 215V213H191ZM190 215V216H191ZM195 215V214H194ZM33 216V215H32ZM31 216V217H32ZM35 216V214H34ZM43 216V215H42ZM93 216V217H91ZM152 216V214H151ZM166 216V215H165ZM164 216V217H165ZM168 216V215H167ZM166 216V217H167ZM172 216V214H171ZM186 216V215H184ZM6 217V216H5ZM30 217V216H29ZM46 217V216H45ZM156 217V218H158ZM170 217V216H169ZM177 217V215L175 216ZM180 217V214L178 213V217H177V223H175L177 226V228L175 230H178L176 231L177 232V235L178 236L179 234H181L180 231V226H181V222L180 219L178 220V218ZM193 217V216H192ZM197 217V216H196ZM195 217V218H196ZM207 217H210L209 219ZM241 217H245V219L242 220ZM48 218V216L46 217ZM95 218V217H94ZM181 218H183V216L181 215ZM205 218V220H203ZM206 218L208 219V221L206 220ZM234 218L233 221H231V219ZM242 220V224L243 222H245L244 224H246L247 228V232L245 233L244 230L242 231V229L244 228L245 229V226L244 227H238L237 224ZM34 220H36V216L35 218H32ZM101 219V218H100ZM150 219V217H149ZM159 219V218H158ZM157 219V220H158ZM163 219V218H162ZM173 219V218H172ZM171 219V220H172ZM189 219V218H188ZM192 219V218H191ZM39 220V219H38ZM41 220V218H40ZM48 220V219H47ZM161 220V219H160ZM197 220V218L195 219V221ZM43 220H41L42 222ZM94 221H97V220H94ZM102 221V220H101ZM176 221V219H175ZM173 221V222H175ZM185 221V219H184ZM3 222V221H2ZM11 222V221H9ZM21 222V220H20ZM26 222V221H25ZM34 222H38V221H33ZM143 222V223H142ZM158 222V221H157ZM164 222V220H163ZM170 222V221H169ZM197 222V223H198ZM32 223V222H30ZM40 223V221H39ZM39 227H35L33 225H31V227H35V238H33L32 236V229H27L26 232L24 233L25 236H27V238H25V240L27 239L28 240V243H33V246H34V250L30 251L32 248L29 247V246H26L25 242L23 244V241L22 243L20 244L19 247H15L13 244L11 245L10 242H5V239L6 237H4L3 235V243L4 245L6 246V249H7V252H9V256L7 258V260L5 261L6 264H50V261L48 259V256H47V249H48V242L47 241L45 243L44 239L42 238L44 235H41L42 232H44V230L41 232L40 229H41V223L39 224ZM43 223V222H42ZM142 223V224H141ZM160 223V222H159ZM166 223V222H165ZM187 223V222H186ZM186 223L183 224L184 228H187L185 226ZM260 223V224H258ZM11 224V223H10ZM46 224V223H45ZM96 224L99 226H101V228H104V231H105V235L102 236L101 235V238H95L94 237V233L96 231ZM148 225L147 227L145 225ZM172 224V223H171ZM174 224V223H173ZM188 226H189V223H187ZM190 224H193L194 227L196 228L197 226H195L196 224H194V220L192 223ZM241 224V223H240ZM5 225V224H4ZM9 224H7L6 226H8ZM24 225V224H23ZM29 225V224H28ZM43 225V224H42ZM144 225V226H142ZM170 225V224H168ZM200 225V224H199ZM202 225V226H203ZM45 226V225H44ZM50 226V227H51ZM96 226V228H95ZM171 226V225H170ZM192 226V225H191ZM191 226H189L191 228ZM202 226H200L202 228ZM32 227V228H33ZM168 227V226H167ZM171 227H174V226H171ZM188 227V228H189ZM8 228V227H7ZM9 228H10V225H9ZM30 228V227H29ZM43 228V227H42ZM54 228V227H53ZM182 228V226H181ZM183 228V229H184ZM193 228V226H192ZM199 228V227H198ZM6 229V228H5ZM14 229V228H13ZM46 229V228H45ZM172 229V228H171ZM200 229V228H199ZM9 230V229H8ZM34 230V229H33ZM47 230V229H46ZM56 230V228H55ZM58 230V229H57ZM56 230V231H57ZM101 230V229H100ZM169 230V227L168 229ZM190 230V229H188ZM193 230V229H192ZM196 230V229H195ZM218 230V229H217ZM223 230V229H222ZM1 231V230H0ZM5 231V230H4ZM19 231V230H18ZM49 231V229H48ZM53 231V229H52ZM98 231V230H97ZM172 231V230H171ZM185 231V230H184ZM216 231V229H215ZM224 231V230H223ZM6 232V231H5ZM22 232V233H23ZM58 232V231H57ZM56 232V233H57ZM100 232V231H99ZM102 232V231H101ZM175 232V233H176ZM186 232H187V229H186ZM191 232V230H190ZM7 233V232H6ZM5 233V234H6ZM53 233V232H51ZM50 233V234H51ZM55 233V232H54ZM170 233V232H169ZM174 233V232H173ZM1 234V233H0ZM47 234V233H46ZM149 234V236H148ZM191 234L190 236H192L193 234L192 233H189ZM23 235V234H22ZM52 235V234H51ZM54 235V234H53ZM61 235V234H60ZM97 235V234H96ZM98 235L100 236V234L98 233ZM158 235H156V237H159ZM168 235V234H167ZM174 235V234H173ZM184 235V234H181V236ZM187 235V234H186ZM220 235V234H219ZM7 236V234H6ZM46 236V235H45ZM50 236V235H49ZM55 236V235H54ZM185 236V235H184ZM183 236V237H184ZM189 236V235H187ZM194 236H196V234H194ZM198 236V235H197ZM198 236V237H199ZM212 236V235H211ZM1 237V236H0ZM48 237V235H47ZM46 237V238H47ZM161 237V236H160ZM166 237V236H165ZM180 237V236H179ZM8 238V237H7ZM21 238V237H20ZM24 238V237H23ZM57 238V237H56ZM55 238V239H56ZM164 238V237H163ZM174 238V237H173ZM177 239H180L178 237H176ZM175 238V239H176ZM185 238V237H184ZM187 238V237H186ZM185 238V239H186ZM193 238V236H192ZM192 238H190V241L192 240ZM154 239H155V236H154ZM165 239V238H164ZM163 239V240H164ZM167 239V238H166ZM189 239V238H187ZM186 239V240H187ZM195 239V238H194ZM198 239V240H199ZM11 240V239H10ZM26 240V242H27ZM73 241V243H71L70 241ZM110 240V241H111ZM158 240V239H157ZM181 240V239H180ZM204 240V239H203ZM60 241H62L60 239ZM81 241V242H80ZM159 241V240H158ZM167 241V240H166ZM188 241V242H187ZM186 242L188 243L187 245L190 244V241L187 240ZM1 242V240H0ZM54 242V241H53ZM63 242L61 245H63ZM173 242V241H172ZM182 242H185V240L183 239ZM192 242V241H191ZM238 242H241V243H246V245H243L241 244L242 247H240L239 244H237ZM17 243V242H16ZM15 243V244H16ZM20 243V242H19ZM27 243V244H28ZM57 242H55L56 244ZM164 243V242H163ZM167 243H169L167 241ZM177 243V242H176ZM175 243V244H176ZM179 243V242H178ZM237 244L239 248L235 249V247H233L234 244ZM53 244V243H52ZM54 244V245H55ZM59 244V243H58ZM106 244L108 245V247H106ZM165 244V243H164ZM181 244V243H180ZM18 245V244H16ZM60 245V244H59ZM101 245V246H99ZM161 245V243H160ZM163 245V244H162ZM161 245V246H162ZM184 245V243L182 244ZM186 245V244H185ZM186 245V246H187ZM191 245V244H190ZM51 246V245H50ZM114 246V245H113ZM112 246V247H113ZM158 246V245H157ZM174 248H175V245H173ZM172 246V247H173ZM186 246H182V247H185ZM193 246L194 248L196 249L197 247H195L194 243H193ZM193 246H189L190 249L193 247ZM205 247L204 249L202 248ZM56 247H60V246H56ZM55 247V248H56ZM53 248V247H51ZM54 249L55 252L56 249ZM115 247H113L114 249ZM168 248V247H167ZM192 248V251L193 249ZM52 249V251H53ZM159 249V248H158ZM170 249V248H169ZM176 249V248H175ZM180 249V247L178 246V248L176 249V252L177 250ZM189 249V248H188ZM194 249V251H195ZM50 250V249H49ZM187 250V249H185ZM51 251V252H52ZM53 251V253L51 254H48V255H54L55 256V252ZM72 251V250H71ZM92 251L91 254L95 255L97 253L98 257H100L102 259V261H98V260H93L92 259V255L91 256H88L89 255V252ZM117 251V252H118ZM180 251V250H179ZM183 251V250H182ZM3 252V251H2ZM49 252V251H48ZM111 252V251H110ZM116 252V251H115ZM162 252V250H161ZM173 251L171 250H165L162 252L163 253V256L165 257L166 255H172L170 253H172ZM185 253H187L186 251H184ZM189 252V251H188ZM198 252V251H197ZM67 253V252H66ZM191 253V252H190ZM60 254V253H58ZM62 254V253H61ZM109 254V253H108ZM63 255V254H62ZM62 255L61 257L59 256V258L62 259ZM126 255V257L128 256ZM177 255V254H176ZM193 255V254H192ZM47 256V257H45ZM53 256V257H54ZM64 256V255H63ZM82 256H84L83 258H85V261L82 259ZM113 256V254H112ZM116 256V255H114ZM119 256V255H118ZM174 256V255H173ZM185 256V255H184ZM187 256V255H186ZM196 256H197V253H196ZM97 257V258H98ZM117 257V256H116ZM125 258H122L123 260L126 259ZM168 257V256H167ZM176 257V256H175ZM180 257H181V251H180ZM179 257V258H180ZM195 257V256H193ZM47 258V259H46ZM58 258V259H59ZM96 258V257H94ZM120 258L117 257L116 259ZM127 258H130V257H127ZM189 258H190V255H189ZM198 258L195 257V259L198 260ZM55 260V257L53 258ZM132 259V258H131ZM166 260V258H164ZM182 259V258H181ZM184 259V258H183ZM186 259V258H185ZM51 260V259H50ZM60 260V259H59ZM168 260V259H167ZM180 260V259H178ZM191 260V259H190ZM214 260V259H213ZM107 261V263H106ZM114 261V260H113ZM112 261V263H113ZM120 261V260H119ZM172 261H173V258H172ZM194 261V260H193ZM196 261V260H195ZM52 260H51V264H52ZM57 262L61 263V261H58ZM63 262V261H62ZM124 262V261H123ZM169 262V261H168ZM187 262V261H186ZM217 263V260L215 261ZM224 262V261H223ZM226 262V261H225ZM3 263V262H2ZM55 263V262H54ZM53 263V264H54ZM121 263V262H118V264ZM140 263V264H141ZM171 263V261H170ZM179 263V262H178ZM198 263V262H197ZM209 263V262H208ZM213 262H211L212 264ZM219 263V261H218ZM57 264V263H56ZM116 264V263H115ZM176 264V263H175ZM181 264V263H180ZM188 264V263H187ZM199 264H201L199 262ZM215 264V263H214ZM220 264V263H219ZM225 264V263H224Z\"/></svg>",
	"mask_w": 264,
	"mask_h": 264
},
{
	"label": "rangeland",
	"instance_id": "obj_2",
	"mask_svg": "<svg viewBox=\"0 0 264 264\" xmlns=\"http://www.w3.org/2000/svg\"><path fill=\"white\" fill-rule=\"evenodd\" d=\"M17 1H19V2H24L25 1V4H24V8H19V7H21V6H18V7H16V6H14V7H16V9H19L20 11H22V9L24 10V13L22 14V15H24L25 16V13L28 11V9H29V5H28V2H27V0H17ZM44 1V0H43ZM43 1H41L40 0V2H43ZM19 2H18V4H19ZM142 1H140L139 2V4H138V6H136L135 7V10H134V14L132 15V16H128V15H126L125 16V20L129 23L127 26H126V24L124 25H122V26H118V28H115L114 30L116 31L115 32V34L113 35V38L115 39H112L113 41L110 43V44H108V43H106V44H101V45H97L96 47H94L93 49H91V48H85L86 49V51H85V53L84 54H86L87 53V55L85 56V57H87L86 59H88V60H84L83 62H84V65L86 64V66H89L90 68L91 67H93V68H91V70H93V71H95V70H99V69H101V68H103V70H108L109 68H108V66H111L110 67V70L111 71H113L112 72V74L114 73V75H111L109 78H107L108 79V81H107V79L106 80H103V82H101V84H100V89L101 90H106V91H108V93L110 92V93H112L115 97H119V99H123L122 100V102H121V100H118L121 104L123 103V101L125 100V101H128V100H130V101H128V102H132V104L131 105H137L136 107H135V110H127V109H125V110H123V111H121L122 112V114H121V112H120V116H119V118H120V120L122 119L123 121L125 120L126 122H128V123H133V122H136L135 124H139V123H141L140 125L141 126H147L148 125V121H150V119L151 118H153V119H155V121L153 120V119H151V120H153V121H150L151 123H149V126H152V128L154 127V129H157L156 127H159V125H154V124H156V121H157V124L159 123V122H162V123H167V122H169V120H170V117H169V114H170V111H172V110H177V109H175V107L176 108H178L179 106H180V104H182V103H180V101L179 102H177V101H174V99H172V98H170V97H167V96H161L160 97V95L158 96V95H156L155 94V92L152 90V86H151V84L150 83H152L151 81H154V80H152V79H155V78H157V76H159V75H162V74H164V75H167L168 73V71H167V69L164 67V66H166L168 63H169V61H171L172 60V57L171 56H176L178 53H181L182 52V54L183 55H185L184 56V58H183V60H185V61H183V60H181V64L182 65H184V64H186V62H187V59H188V57H186V56H190V55H192L193 54V51L191 52V50H194V49H196L197 48V46H198V43H196V42H199V40H198V33H197V31H198V29L200 28L199 26H204V30H206L207 29V25H211L212 27H215L216 25H217V21H219L220 23H221V27L223 28V32L225 33L226 32V34L228 35L227 37L229 38L230 36V33H229V31H233V34L234 35H236V38L235 39H237L236 40V47H234V46H232L231 48H230V50L231 49H233V50H231L232 51V53H229V52H231L230 50L228 51V50H224L223 48H224V46L223 45H225L228 41H226L228 38L227 37H225L226 36V34H225V36L224 37H220V38H217V35H215V34H212L211 35V37H212V44H213V54H215V53H217V51L218 50H220V51H218V52H220V53H222V54H220V56L218 57V58H220V60H222V61H219V59H216V63H215V65H214V63H212V64H210L209 65V70H211V72L212 73H216V74H218L216 77L218 78V79H216V80H218V85L214 88V89H212V90H209L210 92H208V91H203V89L202 88H204V87H206V84H204V82H200V80L201 79H198V80H195L196 81V84L197 83H201L202 84V87H201V89L198 91V93H197V95L195 94V96H194V94H192L191 93V95L189 94V95H187L186 96V98H185V100H187V101H185L184 100V102H183V104L185 105V107H188V108H190V110H193L194 108H196V107H201V105H202V103L205 101V103H207L208 105H215V106H218L219 104H221V102L222 101H224V98H225V96L222 94V92L224 91V88H221V85L220 84H222V82H220L221 80H223V76H226V67L222 64V63H225V61H226V63L225 64H228V65H230L231 67L232 66H243V68H245V71H246V73L248 74H253V77L251 76V79L252 80H249L246 84H247V86H246V84L244 85V91L245 92H247V91H249L248 92V95L250 94V93H252V92H256V93H258V91H259V93H261L260 95V97H261V99H259V100H257L256 102L255 101H253L252 103L254 104V106H256V104L257 105H261V107L260 106H257V107H260L261 109H263L264 110V58H257L254 54L252 55L251 53H249V52H242V49L244 50V48H248V46H247V44L244 42V40H245V38L247 39V38H249V36H253V35H256L257 33H260V36H256L255 38H256V41L255 42H258L259 44H260V42H261V47H263L264 48V33L262 34L260 31H258V30H261L262 31V29H263V23H264V0H256V3H255V5L254 6H251L250 4H248V6H247V3H246V5H245V3H243L242 5H240V8L239 7H237L236 8V10H238L239 11V9L240 10H244V14H245V16L243 15V14H241L240 13V15H239V17H238V15H237V13L234 11V12H232V13H229L230 11V9L228 8L227 10H226V12L223 14V15H221V13L220 12H217V13H214V14H212L211 16L213 17L210 21H203L201 18H199V11L197 10L198 8V6H194L193 7V11H191L190 12V9H187L186 10V12L185 11H176V23L175 24H173V23H171L170 21H169V18H171L172 16H170V14H168V16H166L165 15V13H163V4L164 3H166L167 1L166 0H150L149 1V3L147 4V3H144V4H142L141 3ZM38 3V2H37ZM77 5H79V4H76V6ZM80 6V5H79ZM242 6V7H241ZM206 7H208V6H204V11H203V13L205 14H207L208 13V9L206 8ZM253 7V8H252ZM194 8H196V9H194ZM239 8V9H238ZM245 8H246V10H245ZM106 9H108V6H104V7H101V6H98L97 8H95V10H97V13H96V11L94 10V14H92L91 16H89V12L87 11V10H81V12H80V10H79V18H80V22L78 23L77 21H76V18H77V16H74V15H76L75 14V11H73V12H71L70 13V19L71 18H73V19H71L72 21V23L74 22L75 24V27L78 29L79 27L80 28H82L83 29V33H82V35L84 36V38H85V40L83 41V43H84V45L85 46H87V43L88 42H93L94 41V39L93 40H90V39H92L93 37H94V35L97 33V29L101 26V24H104L105 23V19L107 18V17H105V15L106 16H108L109 14H111L110 12H106ZM125 8H123V12H125L126 11V9L124 10ZM172 10V9H171ZM2 10H1V8H0V45H1V47L2 46H4V45H9V47L11 48V41H13V40H15L14 41V45L16 44V43H18V42H20V41H22V42H20V43H23L24 41L26 42V40L27 39H29V36L30 35H34V33H35V35L34 36H36V39H37V41L35 42V44H37V45H35L34 43L31 45V46H28V47H31V48H29V49H32V50H29V49H23V48H21L20 50H18V51H15L14 52V54H16V53H18V56H15V55H12V54H5L6 56L4 57V59L2 60V66H7V65H10V67L11 68H13V67H15V69H18V68H20V65L21 66H24V68H23V71H20V76L19 77H21L22 75V79H20V78H18V76L17 75H15V76H11V80H13L14 78H15V81H12V83L13 84H11V85H9V90H11L10 92H9V90L7 91L8 93H9V95L6 93V95H0V120H1V122H2V124H1V122H0V127H2V129H1V133L2 132H7L6 134L5 133H2V135H7L8 133H9V135H11V133H12V135H14V136H10L9 137V135H7V136H5V137H8V138H5L4 136H2L1 135V133H0V136H2L1 138L3 139L2 140V142H1V139H0V150H1V154H0V156H3L4 154V156H3V158L2 157H0V158H2V159H0V194H1V192L3 193L2 194V196H4L3 197V199H2V197L0 198V206L2 207H0V240H1V242H0V264H6L5 263V261L7 260V258H8V256H9V252H7V249H6V246L4 245V243H3V235H4V237H6V239H5V242H10V244L12 245H14L15 247H19L20 246V244L22 243V241H23V244H24V242H25V244H26V246H29V247H31L32 249L30 250V251H32V250H34V246H33V243H28V240H27V242H26V240H25V238H27V236H25L24 235V233L26 232V230L27 229H32V236H33V238H35L34 236H35V227H38V228H40L39 227V225H38V223H39V221H40V223H41V229H40V231L42 232L43 230H44V232H42V234L41 235H44L42 238L44 239V241H45V243L47 242V241H49L48 242V249H47V256H48V259L50 258L53 262H52V264L54 263V264H66L67 262H66V260H67V254H73V253H76L77 252V250H78V248L76 247V246H74V247H64V237H63V235H62V233L60 232V229H59V227H55V226H51L52 224L50 223V221H52L51 219H52V216L50 217L49 215H52L51 213H50V211L49 210H47L46 209V207H48V206H45L46 205V203L48 204V200H49V202L52 200V198H53V192H55V191H57V192H59L60 194H62V195H65L68 191H72V187L73 186H75L77 189H78V185L81 187V185L80 184H78L77 182H75L74 181V179H72L73 177L70 175V174H68V166H66L67 165V162H68V160H67V153H69L70 155H71V157H72V159H73V162H75V164H77V165H79L78 167H80L81 168V170L83 171V172H85V171H87V169L85 168L86 167V165L87 164H89V165H91L90 163H92V161H94L95 159V161H96V163L97 164H100L101 163V159H102V161H103V159L104 158H102V155L103 154H105V153H107L108 154V156H109V152L108 151H103L104 149H102V148H104L103 146L106 144V142L108 143V144H110V146H112V148L113 147H115V150L116 151H118V153L120 152H122V147H120V149H119V146H121V144L122 145H124L123 146V150L124 151H128V149H129V152H130V154L131 155H135L134 157H136V161H138V160H142V159H146L147 160V162H144V166H146V165H148V163H149V166L148 167H146V168H153L154 166H153V164H154V162L153 161H155V158L154 157H152L151 155H146V154H141V151H139V149L138 148H140V147H137V146H139L138 144L136 145L135 143L132 145L131 144V142L129 141L130 139L129 138H127V136H126V138H124L125 136V134H126V132H124V131H126V130H121V131H118V132H114V130L113 129H111V126L107 123V124H104V123H106V121H108L107 119H108V117H106L107 116V114H104L103 112H101V114H99V115H101L102 117L100 118L99 117V115H96V114H94L93 115V113H91V112H93L92 110H88V109H83L81 112L79 111V110H77V107H79V106H77V103L76 102H74V101H72V104H71V100H68V99H66V98H63V97H59V95L57 94V89H58V87L57 86H55V85H53V86H49L48 87V90H47V96H45L46 94H45V92H46V84H45V82H43V81H45L46 80V78H43V81H42V76H40V75H42V74H38V73H36V69H39V67L38 66H41L42 68H47L48 66L50 67L51 65H55L56 63H58V64H56V65H62L63 67H66L67 66V64H66V61H65V63L64 62H60V61H64V59H62V56H63V58H65V60H67V58L66 57H64V55L62 54H58L59 52V45H55V44H58L61 40V38L62 37H58L57 38V42L58 43H53L51 46H50V44H46V42H44L45 40L47 41L48 40V38H47V35L48 34H50V31H52V30H50V29H53L54 28V26L56 27V19H55V15H51V19H49V23L51 22L52 23V21H53V24H54V22H55V25H53L52 27L50 26V24L49 23H45L44 21H43V17H42V14L41 15H37V12L36 13H34V14H32L31 15V17H24V16H21V20H23V22H22V26L21 25H19V24H21V22L19 23V20H12L13 21V23H12V21H9L8 20V18L7 19H5V18H3V14H2V12H1ZM40 13H42V12H40ZM62 15L60 16V18L61 19H63L64 17H66L67 19H68V17L67 16H69V13H67V16H66V13H64L63 11L62 12H60ZM74 15H73V14ZM106 13V14H105ZM35 14H36V18H35ZM64 14V15H63ZM235 14V15H234ZM242 15V16H241ZM39 16V17H38ZM42 18H41V17ZM87 16H89V18L87 17ZM249 16V17H248ZM251 16V17H250ZM54 17V18H53ZM76 17V18H75ZM87 17V20L85 19ZM109 17V16H108ZM241 18V17H246V19L248 18V20H246L245 18H242V20H244L243 22L246 24V22L248 21L249 22V20H250V22L248 23L247 22V24L245 25V26H240V24H244L243 22H237L236 20L238 19V18ZM23 18H25V19H23ZM39 18H41L40 20H39ZM65 18V19H66ZM65 19H63L64 21H66ZM78 19V18H77ZM33 20V21H32ZM37 20H39L40 21V23H39V21H37ZM51 20V21H50ZM91 20V21H90ZM215 20V21H214ZM34 21H35V23H34ZM260 21L262 22L261 24H260ZM9 24H8V23ZM16 22V23H15ZM39 23V24H37V26H36V23ZM205 22L207 23V24H205ZM214 22V23H213ZM232 22V23H231ZM237 22V23H236ZM18 23V24H17ZM35 24V26H34V24ZM45 23V27H44V24ZM78 23V24H77ZM81 23V24H80ZM101 23V24H100ZM204 23V24H203ZM209 23V24H208ZM226 23V24H225ZM160 24H164V26L163 27H161V26H159ZM214 26H213V25ZM8 25H9V27H8ZM10 25H12V26H10ZM17 25V26H16ZM19 25V26H18ZM130 25V26H129ZM262 25V26H261ZM24 26V27H23ZM41 26V27H40ZM47 26V27H46ZM50 26V27H49ZM132 26V27H131ZM231 27V30H230V27ZM234 26V27H233ZM261 28H260V27ZM13 28V30H12V28ZM17 27H18V29H17ZM20 27V28H19ZM34 27H35V29H34ZM42 28V29H40V28ZM43 27L46 29H43ZM48 27L50 28V29H48ZM195 27H196V30H195ZM228 27H229V29H228ZM237 27V28H236ZM9 28H10V30H9ZM134 28V29H133ZM161 28H163V30L161 31ZM232 28H234V29H232ZM257 28H260V29H258V30H256ZM27 29V31H25ZM33 29L35 30V31H33ZM39 29V30H38ZM47 29L49 30V31H47ZM55 29H57V27L55 28ZM176 29V30H175ZM236 29V30H235ZM9 30V31H8ZM22 30V31H21ZM38 30V31H37ZM54 30V29H53ZM130 30H133V31H130ZM175 30V31H174ZM227 30H229V31H227ZM247 30H249V32L251 33V35L249 34V36H248V31ZM256 30V31H255ZM11 31V32H10ZM15 31V32H14ZM19 31H20V34L21 35H16V34H19ZM46 32V34H43L44 32ZM130 31V32H129ZM196 31V32H195ZM38 32H40L41 33V36H40V33H38ZM49 32V33H48ZM95 32V33H94ZM127 32H129V33H127ZM134 32V33H133ZM135 32H136V35H135ZM244 32V33H243ZM253 32H255V33H253ZM9 33H10V36H9ZM12 33V34H11ZM14 33H16V34H14ZM23 33V34H22ZM94 33V35H93V37H92V34ZM171 33V34H170ZM182 33V34H181ZM236 33V34H235ZM29 36H28V35ZM13 35V36H12ZM22 35H25L23 38L22 37H20V36H22ZM45 35V36H44ZM56 35H59V34H55V36ZM133 35H135L134 36V38H135V40L136 41H134V38H133ZM234 35H232L231 34V36H234ZM239 36V38H237L238 36ZM244 35H246L245 37H244ZM8 36H9V38L10 39H12V40H10L9 38H8ZM14 36H17V37H15L14 38ZM61 36V35H60ZM96 36V35H95ZM116 36V37H115ZM19 37H20V39H19ZM27 39H26V38ZM41 37V38H40ZM43 37H45V38H43ZM235 37V36H234ZM260 37H262L261 39H260ZM38 38H40V41H39V39ZM47 38V39H46ZM196 38V39H195ZM242 38V39H241ZM259 38V39H258ZM10 41H9V40ZM17 39V40H16ZM20 40V41H19ZM24 40V41H23ZM42 40H44V41H42ZM138 40H140V41H138ZM220 40H222V43L223 42H226V43H220L221 41ZM225 40V41H224ZM133 41V42H132ZM143 41V43L145 42V43H148V42H152V43H154V44H156V45H158V46H160L161 48H159L158 47V49L156 50V49H154V50H150V53H148V54H145L144 56H137V59H135L136 61H134L133 63L131 62V61H129V54H131V49H130V47H132V45H133V43H135V42H142ZM217 41V42H216ZM6 42V43H5ZM9 42H11L10 44H8ZM44 42V43H43ZM219 42V43H218ZM240 42H241V44H240ZM3 43H4V45H3ZM19 43V44H20ZM42 43V45H44V46H42L41 47V49L38 47L40 44ZM115 43V44H114ZM13 44V43H12ZM132 44V45H131ZM218 44V45H217ZM222 46H221V45ZM243 44V45H242ZM240 45H241V47H240ZM6 46V47H7ZM196 46V47H195ZM220 47V49L218 48L217 49V47ZM2 47L1 48V52H3V50H5V51H7L8 50V53H9V51H11V49L9 48V47ZM34 47H35V49H34ZM36 47L38 48V49H36ZM54 47V48H53ZM58 47V48H57ZM193 47V48H192ZM222 47V48H221ZM7 50H6V49ZM192 48V49H191ZM54 49V50H53ZM56 49H58V51H56ZM180 49H182L183 51H181ZM237 49H238V51H237ZM239 49H241V50H239ZM38 50H40L39 52H42V55L43 54H45V56L43 55V56H40L39 55V52H38ZM90 52V54H89V52ZM102 50V51H101ZM176 50L178 51V52H176ZM217 50V51H216ZM238 52H236V51ZM21 51L22 52H25V54H27V55H21L20 56V54H21ZM30 51V52H29ZM33 53H32V52ZM36 51V52H35ZM94 51V52H93ZM96 51V52H95ZM107 51V52H106ZM129 51V52H128ZM179 51H181V52H179ZM216 51V52H215ZM222 51V52H221ZM240 51V52H239ZM244 51H248V49H245ZM20 52V53H19ZM29 52V53H28ZM38 52V54L37 55H34V53L36 54ZM51 52V53H50ZM175 52V53H174ZM187 52V53H186ZM191 52V54L189 55V53ZM215 52V53H214ZM236 52V53H235ZM242 52V53H241ZM30 53H32L31 55H33V57L31 56V55H29ZM96 53V54H95ZM113 53V55H114V57H112L113 59L112 60H109L110 59V56H109V54H112ZM115 53V54H114ZM177 53V54H176ZM226 53V54H225ZM241 53V54H240ZM248 53V54H247ZM46 54H47V56H46ZM49 54V55H48ZM92 54V55H91ZM188 54V55H187ZM227 54H228V56L229 57H227ZM231 54V55H230ZM238 54H240V55H244V57H245V61H243V59H244V57L242 58L240 55L238 56ZM250 54V55H249ZM12 55V56H11ZM90 55H91V57H90ZM224 55V56H223ZM248 57H247V56ZM24 57V59H23V57ZM40 56V57H39ZM59 56H61V57H59ZM116 56V57H115ZM227 57V59H228V62H227V59H226V57ZM255 56V57H254ZM6 57H7V59H6ZM45 57V58H44ZM46 57H50L49 58V60L48 59H46ZM90 57V58H89ZM109 57V58H108ZM121 57H123V58H121ZM223 57V58H222ZM239 59H242V61L241 60H239ZM241 57V58H240ZM9 58L10 59H12L13 60V62H11V63H9L8 64V62H9ZM114 58H115V60H114ZM121 58V59H120ZM230 58V59H229ZM236 58H237V60H236ZM246 58H247V60H249L248 62H247V60H246ZM90 59H92V61L90 60ZM118 59L120 60V61H118ZM171 59V60H170ZM234 59H235V61H234ZM21 60V61H20ZM34 60V61H33ZM43 60V61H42ZM56 62H55V61ZM224 60V61H223ZM239 60V61H238ZM263 60V61H262ZM6 61V62H5ZM8 61V62H7ZM20 61V62H19ZM23 61H25L24 63H23ZM44 61H46V62H44ZM48 61V62H47ZM53 61V62H52ZM89 61V62H88ZM91 61V62H90ZM115 61V62H114ZM121 62V63H118L117 64V62ZM219 61V62H218ZM237 61L239 62V63H237ZM21 62L23 63V64H21ZM52 62V63H51ZM87 62H88V64H87ZM102 62V63H101ZM112 62V63H111ZM113 62H114V65H113ZM122 62H123V64H122ZM131 62V63H130ZM229 62H231V63H229ZM235 62L238 64H235ZM241 62H243V64H241ZM245 62H247V63H245ZM6 63V64H5ZM47 65H46V64ZM51 65H50V64ZM53 63H55V64H53ZM62 63V64H61ZM90 63V64H89ZM115 63H116V65H115ZM128 63V64H127ZM233 63V64H232ZM20 64V65H19ZM34 64H36L37 66H35ZM43 64V65H42ZM66 64V65H65ZM130 64V65H129ZM132 64V65H131ZM219 64V65H218ZM240 64V65H239ZM17 65V66H16ZM18 65H19V67H18ZM33 65H34V67H33ZM96 65H101V66H99L98 68H97V66ZM103 65V66H102ZM127 65H129V66H127ZM218 65V66H217ZM221 65V66H220ZM227 65V66H228ZM245 65H247V67L245 66ZM45 66V67H44ZM95 66H96V68H95ZM113 66V67H112ZM119 67V68H116V67ZM221 68H220V67ZM222 66H224V67H222ZM18 67V68H17ZM36 67V68H35ZM40 67V68H41ZM104 67H107V68H104ZM215 67H216V70H214L215 69ZM178 68V67H177ZM247 68V69H246ZM35 69V70H34ZM66 69V68H65ZM95 69V70H94ZM160 69V70H159ZM217 69H219L220 71L218 72L217 71ZM13 70H14V68H13ZM102 70V69H101ZM158 70V71H157ZM35 71V72H34ZM165 71V72H164ZM217 71V72H216ZM226 71V72H225ZM29 72H30V74H32V75H30L29 74ZM71 72V71H69V70H64L62 73H57V74H50V73H43V75L45 76V77H50V78H52V77H56V78H66L65 80H64V78L63 79H61V80H63V81H68L69 80V78L71 77V75L73 74V73H69ZM160 72H162V73H160ZM25 73H28V74H25ZM67 73V74H66ZM157 73H160L159 75H157ZM185 73H187V72H185ZM226 73V74H225ZM46 74V75H45ZM48 74V75H47ZM66 74V75H65ZM76 74H79L80 75V73H76ZM35 75V76H34ZM56 75V76H55ZM61 75V76H60ZM85 75H87V74H84V76ZM116 75V76H115ZM28 76V77H27ZM41 78H40V77ZM63 76V77H62ZM66 76V77H65ZM80 76H83V75H80ZM255 76H257V77H255ZM27 77V78H26ZM115 77H116V79H115ZM10 78V77H9ZM32 79V80H28V79ZM33 78L35 79V80H33ZM256 78H258V80L256 81L257 82V84H258V81H260V84H258L259 86H255L253 83H256L255 82V80L254 79H256ZM260 78V79H259ZM17 79V80H16ZM25 79V80H24ZM39 79V80H38ZM41 79V80H40ZM45 79V80H44ZM68 79V80H67ZM113 79H115V80H113ZM177 79V77L176 76H173V80H176ZM23 80V81H22ZM28 80V81H27ZM112 80V81H111ZM150 80V81H149ZM156 80V79H155ZM190 80H191V77H190ZM20 81L21 82H23V83H20ZM110 81V82H109ZM253 81V82H252ZM28 82H30V83H28ZM33 82H35V83H33ZM107 82V83H106ZM148 82H150L149 83V85L148 84H146V83H148ZM249 82H252V84L250 83V85H249ZM28 83V84H27ZM43 83H44V85H43ZM110 83V84H109ZM15 84V86H16V84H17V86L15 87V86H13ZM19 84V85H18ZM22 84V85H21ZM30 84V85H29ZM71 84V83H70ZM70 84L68 85V86H70ZM103 84V85H102ZM104 84H106V85H104ZM153 84V83H152ZM24 85V86H23ZM32 85V86H31ZM36 85V86H35ZM42 85H43V87H42ZM109 85V86H108ZM249 85V86H248ZM262 85V86H261ZM10 86H12V87H10ZM38 86V87H37ZM101 86H103V87H101ZM106 86V87H105ZM148 86H149V88H148ZM218 86H220V87H218ZM249 87V90H248V88H247V90H246V87ZM250 86H252V87H250ZM254 86V87H253ZM23 87V88H22ZM27 87H29L30 88V90H29V88L27 89ZM38 88V89H36V88ZM41 87V88H40ZM256 87V88H255ZM261 87H263V88H261ZM19 88H21V89H19ZM25 88V89H24ZM33 88H35V89H32ZM42 88H43V90H42ZM44 88H45V92H44ZM70 89H73L74 88V90L76 91V93H77V95L79 94L80 95V97H82L84 100H86L87 101V99H88V101H91V98H92V102H95V101H97V99L99 100V98H98V94H95L94 96L92 95V97L91 96H85V94H81V90L80 89H78V90H76V87H74V86H72V84H71V86L69 87ZM217 88H219V89H221V90H217ZM252 88H254L253 90H251ZM260 88V89H259ZM216 89V90H215ZM255 89H258V90H255ZM263 89V90H262ZM23 90H25L26 91V93H25V91H24V94L26 95V94H28V95H24L23 94ZM29 90V91H28ZM38 90V91H37ZM39 90H41L40 91V93H39V95H41V96H38V92H39ZM50 90V91H49ZM251 90V91H250ZM262 90V91H261ZM32 91H34V92H32ZM35 91H37L36 93H35ZM81 91V92H80ZM152 93L151 95H150V92ZM12 92V93H11ZM29 92H31V93H29ZM42 92V93H41ZM51 92V93H50ZM212 92V93H211ZM219 92V93H218ZM50 93V94H49ZM149 94V97L150 98H148V94ZM207 93V94H206ZM217 93V94H216ZM258 93V94H259ZM33 94V95H32ZM36 94V95H35ZM206 94V95H205ZM30 95H32L33 96V98H35V99H39L40 101H37L36 102V100L34 99V100H32L33 98H32V96L30 97ZM35 95V96H34ZM78 95V96H79ZM82 95H84V96H82ZM155 95V98L153 97L152 98V96H154ZM217 95V96H216ZM221 95V96H220ZM263 95V96H262ZM4 96V97H3ZM5 96H8V98L7 97H5ZM38 96V97H37ZM144 96V97H143ZM145 96H147V97H145ZM193 96V97H192ZM86 97H87V99H86ZM131 97V98H130ZM195 97V98H194ZM213 97H215V98H213ZM26 98V99H25ZM46 100V101H44V99ZM61 98H63L64 100H66V101H64L63 99H61ZM95 98V99H94ZM97 98V99H96ZM146 98H148V99H146ZM188 98V99H187ZM194 98V99H193ZM197 98V99H196ZM201 98V99H200ZM203 98H205V99H203ZM134 99V100H133ZM136 99V100H135ZM140 99V100H139ZM149 99H151V100H149ZM192 99V100H191ZM26 102H25V101ZM29 102H28V101ZM50 100H51V102H53L52 104H50L51 102H50ZM24 101V102H23ZM34 101V102H33ZM59 101H61V102H59ZM133 101H134V104H133ZM137 103H136V102ZM190 101V102H189ZM203 101V102H202ZM4 102V103H3ZM27 102L28 103H30V102H32V103H30L29 105H30V107H29V105L27 104ZM38 102H40L39 104H38ZM44 102H46V103H44ZM63 102V103H62ZM138 102H139V104H138ZM144 102H146V103H144ZM176 102H177V104H176ZM186 102H188V103H186ZM25 103V104H24ZM45 105H44V104ZM64 104V105H62V104ZM65 103L67 104L68 103V105L67 106H65ZM136 103V104H135ZM201 105H200V104ZM211 103V104H210ZM214 103V104H213ZM219 103V104H218ZM4 104V105H3ZM32 104V105H31ZM42 104V105H41ZM204 104V103H203ZM218 104V105H217ZM252 104V105H253ZM2 105V106H1ZM28 105V106H27ZM46 105H47V107H49V108H47L46 107ZM53 105V106H52ZM60 105H62L64 108H61L60 107ZM73 105V106H72ZM139 105V106H138ZM33 106H34V108H33ZM55 106V107H54ZM60 107V108H57V107ZM27 107H28V109H27ZM39 107V109L37 110L36 108H38ZM44 109H43V108ZM54 107V108H53ZM67 109H66V108ZM76 107V108H75ZM138 107V108H137ZM16 110H15V109ZM40 108H42V109H40ZM52 108V109H51ZM73 108H75V109H73ZM7 109H8V111H7ZM33 109H35V110H33ZM59 109H63L62 111L61 110H59ZM71 109H72V111H71ZM30 110V111H29ZM47 110V111H46ZM53 110H55L56 112H54ZM75 110V111H74ZM152 110V111H151ZM23 111H27L26 113H23ZM69 113V114H71V113H73L72 115H69L67 112ZM74 111V112H73ZM90 112V113H88V112ZM126 111V112H125ZM146 111V112H145ZM151 111V112H150ZM47 112V113H46ZM78 112H79V115H78ZM153 112V113H152ZM173 112V111H172ZM29 113V114H28ZM44 113V114H43ZM61 113V114H60ZM67 113V114H66ZM75 113H76V115H77V117H76V115H75ZM169 113V114H168ZM7 114V115H6ZM55 114V115H54ZM80 114H81V118H83V119H81L80 118ZM151 114H152V116H151ZM172 114V113H171ZM171 114H170V116H171ZM24 115H28V117H26V116H24ZM32 115V116H31ZM62 115H64V116H62ZM104 115V116H103ZM3 116V117H2ZM36 116H38L37 118H38V121H37V118H36ZM43 116H44V118H43ZM55 116V117H54ZM61 118H60V117ZM149 116H151V117H149ZM6 117V118H5ZM10 117V118H9ZM34 117V118H33ZM64 117V118H63ZM75 117V118H74ZM106 117V118H105ZM145 119H144V118ZM156 117V118H155ZM53 118H55V119H53ZM76 118H77V120H76ZM98 118V119H97ZM138 118V119H137ZM148 118V119H147ZM150 118V119H149ZM2 119L4 120V121H2ZM43 119V120H42ZM63 119H64V121H67V122H64L63 121ZM27 121L26 123H25V121ZM30 120V121H29ZM60 120V121H59ZM101 120V121H100ZM130 120V121H129ZM146 120V121H145ZM192 119H190L189 121H188V124H184L185 125V127L184 128H189L190 127V129L187 131V132H189L190 133V135H193L194 136V139H202L201 137H204L203 139H205V138H208L209 137V134H207V133H204V132H201V131H198L197 129H199L198 128V124L196 123V122H192L191 121ZM22 121H23V123H25V124H21L22 123ZM42 123H41V122ZM56 121V122H55ZM63 121V122H62ZM76 121H77V123H76ZM82 121H85L84 123H82ZM91 121H93V122H91ZM140 121V122H139ZM159 121V122H158ZM190 121H191V123H190ZM28 122H30V124L28 123ZM59 122V123H58ZM60 122H62V124L60 123ZM76 124H75V123ZM89 122H91V123H95V126H94V124H90ZM139 122V123H138ZM146 122V123H145ZM20 125H19V124ZM28 123V124H27ZM44 123H45V125H44ZM57 123V124H56ZM64 123H67V124H64ZM81 123H82V126H81ZM145 123V124H144ZM152 123H153V125H152ZM195 123H196V125H195ZM3 124H4V126H3ZM6 124V125H5ZM34 124V125H33ZM37 124V125H36ZM39 124H40V126H39ZM54 127H52L51 125ZM62 125V128H64V127H66L65 129H62V128H60V129H58V127H56V126H59V125ZM71 124V125H70ZM83 124H85V125H83ZM87 124V125H86ZM97 124V125H96ZM134 124V123H133ZM132 124V125H133ZM190 124L192 125V126H190ZM2 125V126H1ZM22 125V126H21ZM24 125H26V127H24ZM31 125V126H30ZM44 126V127H42V126ZM50 125V126H49ZM187 125H189V127L187 126ZM7 126V127H6ZM27 126H30V127H27ZM38 126V127H37ZM64 126V127H63ZM78 126V127H77ZM85 126V127H84ZM87 126V127H86ZM99 128H98V127ZM102 126H104V130H103V127ZM15 127V128H14ZM17 127V128H16ZM32 127H36L35 129L34 128H32ZM49 128V129H47V128ZM71 127H72V129H71ZM73 127H76V129H77V131H76V129H73ZM82 127H83V129H85V131H87L88 129V132H83L84 130L82 129ZM93 127V128H92ZM108 127H110V128H108ZM192 127V128H191ZM194 127V128H193ZM31 129V131H29L30 129ZM56 128L58 129L57 131H56ZM78 128L81 130H78ZM88 128V129H87ZM96 128V129H95ZM106 128H107V130H108V132L110 131L111 133H108L107 132V130H106ZM168 128H171V125H170V127H168ZM25 129H27V130H25ZM40 129H41V131H40ZM52 130V132H51V130ZM87 129V130H86ZM94 129V130H93ZM101 131H103V132H101ZM110 129V130H109ZM194 129V131H192ZM6 130V131H5ZM54 130V131H53ZM62 130V131H61ZM64 130H65V134H63L64 133ZM96 130V131H95ZM98 130V131H97ZM113 130V131H112ZM187 130V129H186ZM44 131H45V133H44ZM128 131V130H127ZM30 132V133H29ZM50 134H49V133ZM56 132V133H55ZM62 134H61V133ZM77 133V134H79V135H75V134H73V133ZM82 132V133H81ZM91 132V133H90ZM104 132H105V135H104ZM114 132V133H113ZM119 132H120V134H119ZM193 132H195V134L193 133ZM55 133V134H54ZM72 135H71V134ZM103 133V134H102ZM125 133V134H124ZM129 133H131L132 134V132H130V131H128V133L127 134H129ZM31 134V135H30ZM35 134V135H34ZM51 134L52 135H54V136H51ZM84 134H86L85 135V138H84ZM95 134H97V135H95ZM107 134L108 135H110L109 137L107 136ZM124 134V135H123ZM126 134V135H127ZM198 134H200V136L198 135ZM205 136H204V135ZM17 135V136H16ZM62 135V137L63 136H65V138L63 137H59V136H61ZM80 135H82L81 137H80ZM199 137H198V136ZM203 135V136H202ZM208 135V136H207ZM15 136H16V138H15ZM58 136V137H57ZM75 136H77L76 137V139H77V141H76V139H75ZM91 137V139H90V137ZM97 136V137H96ZM100 136V137H99ZM103 136V138L101 139V137ZM114 136V137H113ZM5 139H4V138ZM46 137V138H45ZM57 137V138H56ZM66 137H67V141L65 140L66 139ZM75 139H73V138ZM94 137V138H93ZM104 137H105V139H104ZM110 137H112V138H110ZM196 137V138H195ZM84 140V142L85 143H83L84 145H82L81 143H78V141L79 142H83L82 140ZM98 138H99V141H96V140H98ZM109 138V139H108ZM114 138V141L113 140H111V139H113ZM133 138H135V137H133ZM45 139V140H44ZM96 139V140H95ZM117 139L119 140V141H117ZM122 139L125 141L126 139H127V143L126 142H124V141H122ZM6 142H5V141ZM60 140V141H59ZM64 140H65V142H64ZM74 140V141H73ZM101 140V141H100ZM106 140V141H105ZM135 140H138V139H135ZM45 141H46V143H45ZM52 141V142H51ZM75 142V143H73V142ZM58 142V143H57ZM97 143V144H100L99 146L97 145V144H92V143ZM115 142V143H114ZM123 142L125 143V144H123ZM150 143H151V141H149ZM179 141H177V142H175L174 143V141H173V143L172 142H170V144L172 145V147L170 146V144H168V145H166V146H164L163 148H161V150H160V153L161 152H163L162 154H166V158H168V157H170V158H172V157H177V158H182L183 160H186V156L188 155V153H190V152H192V150L190 149V148H192V146H190V145H187V144H182L181 142H179ZM56 143V144H55ZM72 143H73V145H75V146H73L72 145ZM89 143V144H88ZM103 143V144H102ZM119 143V144H118ZM177 143H178V145H177ZM242 143V144H241ZM240 144H239V146H241V145H243V144H245V142L243 141V142H241ZM36 144V145H35ZM37 144H38V146H37ZM46 144V145H45ZM69 144V145H68ZM90 144H92V146L94 145V147H91V148H87ZM112 144V145H111ZM114 144H117V145H114ZM130 144V145H129ZM149 144V143H148ZM152 144V143H151ZM158 144H160V143H158ZM175 144V145H174ZM22 145V146H21ZM30 145V146H29ZM32 145V146H31ZM35 145V146H34ZM41 145V146H40ZM59 145V148L57 147ZM60 145H62V146H60ZM80 145V146H79ZM135 145V146H134ZM154 145H157L156 143L154 144ZM181 145V146H180ZM26 146H29V148L28 147H26ZM33 146H34V148H33ZM54 146V147H53ZM64 146V147H63ZM79 146V147H78ZM81 146H83V147H85V148H81ZM98 146V147H97ZM102 148H101V147ZM118 146V147H117ZM127 146V147H126ZM133 146V147H132ZM169 146H170V148H169ZM22 149V147H23V149L21 150V151H18L20 148ZM25 147V148H24ZM33 149V150H31V148ZM42 147H44V149L42 148ZM73 147V148H72ZM97 147V148H96ZM130 147V148H129ZM132 147V148H131ZM2 148V149H1ZM11 148V149H10ZM28 148V149H27ZM42 148V149H41ZM48 150H47V149ZM50 148H51V150H50ZM53 148V149H52ZM54 148H56V149H54ZM61 148V150H58V149H60ZM97 150V149H99L100 150V148H101V151H99V153L98 154H100L102 151H103V153H102V155H100V157L98 158V155H96V153L98 152V150L96 151L95 149ZM24 149H25V151H28L29 149H30V151H33V152H23L24 151ZM75 149V150H74ZM82 149V150H81ZM91 149H93V152H95L96 151V153H93V152H91L92 150ZM131 149V150H130ZM43 150V151H42ZM46 150H47V152H46ZM73 150H74V152H73ZM88 150V151H87ZM114 150V151H115ZM121 150V151H120ZM7 152V153H5V152ZM18 151V152H17ZM38 151H40L39 152V154H38V156H37V153H38ZM54 151V152H53ZM56 151V152H55ZM80 151V152H79ZM91 152V154H88V153H90ZM19 154V152L21 153V158H19V156H20V154L18 155L17 153ZM45 152V153H44ZM65 152H66V154H65ZM77 152V153H76ZM85 153V155H86V157H85V155H83L82 153ZM88 152V153H87ZM128 152V153H129ZM33 154L32 156V160L33 161H39V163L40 164H38V162H36V164H34V165H36V167L34 166V165H30L31 164V162H32V160H30L31 159V156L29 155V157H28V155L27 154ZM53 153V154H52ZM65 155H64V154ZM79 153V154H78ZM15 154H17L18 155V160L19 161H21L22 159H24V160H22L21 162H22V164H24L25 162L27 163V165H26V163L23 165L24 166V168L27 166V167H29L28 169L27 168H25V170L23 169V166H22V164L20 165V163H19V165L22 167V168H20V166L18 167V160L16 159V155ZM24 154H26V155H23ZM44 154H45V157H44ZM75 154H76V157H77V159H76V157H75ZM93 154H94V156H93ZM106 154V155H107ZM13 155L15 156V159L17 160V163H16V160L14 159V157H13ZM35 155V156H34ZM42 155V156H41ZM53 155V156H52ZM79 155H81V156H79ZM22 156L23 157H25L26 158V160L28 161V159L30 160V161H26L25 160V158H22ZM58 156H59V158H58ZM108 156H105V155H103V157H105V160H104V164L105 165H107V164H109V162L108 161H110V159L108 158ZM148 156H150V157H148ZM183 156V157H182ZM185 156V157H184ZM6 157V158H5ZM44 157V158H43ZM47 157V159H45ZM51 157H53V158H51ZM63 157V158H62ZM65 157V158H64ZM81 157V158H80ZM37 158H38V160H37ZM50 158V159H49ZM101 158V159H100ZM107 158H108V160H107ZM185 158V159H184ZM7 159H11L10 161H8ZM21 159V160H20ZM36 159V160H35ZM44 159V160H43ZM59 161V160H61V161H59V163H57V160ZM81 159H83V160H81V162H83L84 161V163H82L81 164V162H80V160ZM91 159H93V160H91ZM98 159H99V161H100V163L98 162ZM123 159H126L125 157L123 158ZM3 160V161H2ZM5 160H7V161H5ZM14 160H15V162H14ZM48 160L50 161V160H53L54 162H56L55 164H56V171L54 170V171H51L48 167H47V165H46V163H48ZM64 160H66V161H64ZM23 161H24V163H23ZM44 161V162H43ZM65 162V164L66 165H64V162ZM80 163H79V162ZM187 161V160H186ZM186 161H184V162H186ZM5 162H7L6 164H5ZM15 163V165L18 167L17 169H20V170H17L16 169V166H14L15 167V169H14V171L16 170V174H14V171H13V165L14 164H12V163ZM42 162V163H41ZM60 162H62V163H60ZM77 162V163H76ZM33 163V162H32ZM43 163H45L44 165H43ZM85 163H87L86 165H85ZM121 163V161L119 160L118 162H117V164H120ZM125 163H127L126 161H125ZM137 163V162H136ZM147 163V164H146ZM5 164V166L3 167L2 165H4ZM151 164V165H150ZM59 165H63L62 166V168H64L65 169V173H64V180L62 181V182H64V186L62 187V188H60V190H59V188H55V187H58L57 185H59V184H55L54 185V183H50V184H48L46 187H45V189L44 190H42V192H41V190H39L38 189V186H36L37 185V182L35 183V182H31L28 186L29 187H31V188H29V187H27L26 185H24V183H26V182H23V181H26V179H27V176H25L24 174H26L27 172L28 173H31V172H33V170H34V172H38V175L40 176V174H43L44 176L45 175H48V176H50L49 177V181H54L55 179H56V177L57 178H59V176H60V172L63 170ZM85 165V166H84ZM32 166V167H31ZM34 166V167H33ZM99 166V165H98ZM127 166V167H126ZM125 166V170H126V173H128V171L130 170L131 171V169H132V167L134 166L133 164L132 165H126ZM131 166V167H130ZM8 167V168H7ZM31 167V168H30ZM44 167V168H43ZM59 167V168H58ZM4 168H5V170H4ZM7 168V169H6ZM44 169V171H40V170H42V169ZM79 168V169H80ZM82 168H85V169H82ZM127 168H128V171H127ZM21 169H23V170H21ZM27 169V170H26ZM31 169V170H30ZM57 169H59L58 171H57ZM60 169H62V170H60ZM161 169V168H160ZM45 170H47V171H45ZM162 170V169H161ZM19 171H20V173H19ZM91 170H89L88 171V177H96L97 175H98V172H97V170L95 171H91ZM129 171V172H130ZM13 172V173H12ZM23 172V173H22ZM43 172V173H42ZM45 172L47 173V174H45ZM62 172H64V170L62 171ZM66 172H67V174H66ZM96 172V173H95ZM22 173V174H21ZM50 173V174H49ZM55 173V174H54ZM91 175H90V174ZM93 173H95L94 175H92ZM124 173H125V171H124ZM125 173V174H126ZM183 173H185V172H183ZM23 175V177L21 176V177H19L18 175ZM172 174V175H171ZM170 175H169V177L171 178H173V173H171ZM56 175V176H55ZM68 175V176H67ZM18 176V177H17ZM66 176V177H65ZM183 176H185V177H183ZM199 176V175H198ZM69 177V178H68ZM71 177V178H70ZM195 177V178H194ZM19 178H21V179H19ZM23 178V179H22ZM24 178H25V180H24ZM51 178H52V180H51ZM188 178H194L193 180L192 179H188ZM197 178V174H194L193 173V176H192V174H185V175H182V179H183V183L185 184L186 183V181H187V183L188 182H190L189 184H185L186 186V188H187V186H188V192H187V190L185 189V188H183V190H182V193H181V195H182V198L184 199L185 197L187 198L189 195H191L190 194V192L192 191V189H193V192H194V190L196 189V187L194 186V184H193V182H194V180ZM71 179V180H70ZM20 180V181H19ZM23 180V181H22ZM69 180V181H68ZM170 181H172L171 179H169ZM173 180H174V178H173ZM185 180V181H184ZM191 180V181H190ZM27 182H28V180H27ZM69 182V183H68ZM161 182H164V180L162 181L161 180ZM53 184V185H52ZM77 184V185H76ZM67 185H70V186H67ZM72 185V186H71ZM54 188H53V187ZM27 187V188H29V190L26 188V190H25V193H26V191H28V193L31 191L32 192V194L33 195H30V194H28V193H26V196L24 197V195H25V193H24V191H22V188H23V190L25 189V188ZM68 187V188H67ZM70 187V188H69ZM79 187V189L78 190H80L81 188ZM33 188V189H32ZM48 188V190H46ZM65 188H67V189H65ZM133 188V187H132ZM132 188H129L128 189V187H125L124 189H123V187L121 186L120 188H119V191L117 190L116 192H115V194H116V196L118 195V196H120V204L118 205V206H120L122 209H123V211H124V213L125 214H133V212L132 211H130V210H132V208H135V207H140L139 209L138 208H136L135 210L133 209V211H136L137 209V211L138 212H140V214L136 211V214H137V216H141V213H143L142 214V216L143 215H150L149 217H150V219H149V217H148V219H147V223L148 222H151V220L152 221H155V223L157 224V225H164L165 227H166V231H165V233H164V235H158L156 232V230H155V233H153V231H152V233H151V237L153 238V240H154V244L156 245L155 247H156V251H160V253H159V258L161 259H163V262H165L164 264H199V262L201 263V264H205V262H203L202 260H199V258H198V253L200 252V248H198L199 246H196L197 244H198V241H200L202 238L204 239H202L201 240V242H204V241H208L209 239H212V240H217V239H220L223 235H224V233L226 232V230H225V228L223 227H216L215 229H216V231H215V229L213 230V232L212 233H210V231L208 232V233H206V234H209V235H205V237H202L201 236V239H199L200 238V236H199V233H196V232H200L202 229H204V228H206V227H204V225L205 226H207L206 225V223L204 224V223H200L201 222V219H199L200 217H199V214H197L198 212H197V209H196V207H195V205H196V203H191V206L190 205H188L189 203H185V205L186 206H188V207H186L183 203H181V205L183 204V206H180L179 207V210H180V212L177 210V207H176V203H173L174 202V194H173V192H174V190H173V188L171 189V191L169 192V196L168 197H171V198H167V200H166V202L168 201V203H166V202H164V203H148V205H147V203H144L145 202V200H144V198H141L140 196H139V194H140V192H138V188H137V186H135L134 187V189H132ZM190 188V189H189ZM36 189V190H35ZM54 189V190H53ZM64 191H63V190ZM69 189H71V190H69ZM121 189V190H120ZM126 189V190H125ZM35 190V191H34ZM51 190V191H50ZM59 190V191H58ZM106 190L108 191V189L106 188ZM125 190V191H124ZM152 190V189H151ZM185 190V191H184ZM189 190H190V192H189ZM46 191V193H44ZM48 191V192H47ZM67 191V192H66ZM127 191V192H126ZM35 192H37V193H35ZM62 192V193H61ZM65 192V193H64ZM118 192V193H117ZM129 192H131V193H134V194H132L133 195V200L131 201V202H129V199L131 198V196H129V195H131V193H129ZM136 192V193H135ZM183 192H185L184 194H183ZM43 193V195H40V194H42ZM127 195H125V194ZM187 193V194H186ZM188 193H189V195H188ZM22 194V195H21ZM24 194V195H23ZM34 194H37V195H34ZM39 194V195H38ZM51 194H52V196H51ZM66 195H68V193L66 194ZM135 195V196H134ZM138 195V196H137ZM185 195V196H184ZM223 195V194H222ZM221 194H218L217 195V197L218 196H222ZM27 196H33V197H30L29 198V200H27ZM37 196V197H36ZM126 196V197H125ZM184 196V197H183ZM21 197V198H20ZM23 197V198H22ZM42 197V198H41ZM52 197V198H51ZM129 199H128V198ZM144 197V196H143ZM39 198H40V200H39ZM49 198H51V199H49ZM136 198V199H135ZM138 198V199H137ZM219 198V197H218ZM221 198V199H220ZM219 199L222 201V197H220ZM2 199V200H1ZM33 201H31V200ZM21 200V201H20ZM25 200H26V202H25ZM37 200H39V201H37ZM136 200V201H135ZM138 200V201H137ZM139 200H141L140 202H139ZM144 202H143V201ZM171 200V201H170ZM219 200V201H220ZM2 201V202H1ZM6 201H8L7 203H6ZM25 203H24V202ZM31 201V203H32V205H31V203H29ZM134 201V202H133ZM37 202L39 203H43V206L45 207V211H46V214H47V212H48V214L47 215H44L45 214V211H42V210H39V209H41V206L39 205H37ZM136 202L138 203V205L136 204ZM171 204H170V203ZM27 205L28 204V206H24V209L25 210H23V207H21L20 205ZM27 203V204H26ZM130 205H129V204ZM134 203H135V205H134ZM19 206H18V205ZM52 203H50V205H51ZM77 204L78 203H73V205L74 206H77ZM132 204H133V206H132ZM141 206H140V205ZM171 206H170V205ZM172 204L174 205V206H172ZM180 204V203H179ZM6 205V206H5ZM11 205H12V207H11ZM15 205V206H14ZM17 205V206H16ZM35 207H34V206ZM53 205H54V203L51 205V206H49V207H51V208H53ZM144 205V206H143ZM162 205V206H161ZM164 205V206H163ZM168 206V208H167V206ZM38 206V207H37ZM130 206V207H129ZM135 206V207H134ZM151 208H150V207ZM161 206V207H160ZM194 206V207H193ZM5 207H7L8 209H10L11 208V210H9V211H7V208H5ZM26 207H28L27 209H26ZM40 207V208H39ZM148 207V208H147ZM176 209H174V208ZM181 207H184V209L183 208H181ZM186 207V208H185ZM190 207V208H189ZM22 210H21V209ZM130 208V209H129ZM157 208V209H156ZM159 208H161V209H163V210H165V211H163V210H161V209H159ZM3 209V210H2ZM16 209V210H15ZM18 209V210H17ZM20 209V210H19ZM30 209V210H29ZM148 209V210H147ZM152 209H153V211H152ZM159 209V210H158ZM173 209H174V211H173ZM191 209V210H190ZM4 212H2V211ZM143 210V211H142ZM183 210V211H182ZM194 210H196V211H193ZM23 211H26V212H24L23 213ZM36 211H37V215H36ZM41 211V213H42V215H41V213H39ZM148 211V212H147ZM150 211H152V213L150 212ZM160 211V212H159ZM192 211V212H191ZM8 212H13V214H17L16 216H17V218L15 219V220H10V217H8ZM30 214H29V213ZM34 212V214H35V216H36V220H34V219H32V218H35V216H34V214H32L31 215V213H33ZM150 212V213H149ZM156 212H159V214L161 213V215H162V213L163 212H165V213H163V215L162 216H159L158 217V213H156V215H155V213ZM175 212V213H174ZM184 212V214H181V213H183ZM44 213V214H43ZM149 213V214H148ZM178 213L180 214V217L178 218V220L180 219V221L181 222H183V223H181V226H182V228H181V226H180V230H182V231H180L181 232V234H184V235H182L181 236V234H179L178 236H176L177 235V232L176 231H178V230H175L177 227V225L175 224V223H177V217H178ZM186 213V214H185ZM189 215H188V214ZM191 213H192V215H191ZM5 214H7V215H5ZM19 214V215H18ZM28 214V215H27ZM39 214V215H38ZM99 215H97V214H95V215H93V216H91V217H93L92 218V222L95 224V223H97L98 222V220L102 223L103 222V217H102V215L100 214V213H98ZM134 214H135V212H134ZM151 214H152V216H151ZM171 214H172V216H171ZM175 214V215H174ZM195 214V215H194ZM6 217H5V216ZM101 215V216H100ZM167 217H166V216ZM177 215V217H175ZM181 215L183 216V218H181ZM184 215H186V216H184ZM191 215V216H190ZM30 216V217H29ZM32 216V217H31ZM48 216V218H46V217ZM134 216V215H133ZM136 216V215H135ZM165 216V217H164ZM170 216V217H169ZM193 216V217H192ZM197 216V217H196ZM156 217H158V218H156ZM197 218V220L195 221V219ZM199 217V218H198ZM40 218H41V220H43L42 222H41V220H40ZM101 218V219H100ZM163 218V219H162ZM173 218V219H172ZM189 218V219H188ZM192 218V219H191ZM208 219L210 218V217H207ZM206 218V220L208 221V219ZM242 218V220L243 219H245V217H241ZM241 218H240V220H241ZM39 219V220H38ZM48 219V220H47ZM158 219V220H157ZM161 219V220H160ZM172 219V220H171ZM175 219H176V221H175ZM184 219H185V221H184ZM20 220H21V222H20ZM94 220H97V221H94ZM102 220V221H101ZM163 220H164V222H163ZM193 220H194V224H196L195 226H197L196 228L194 227V225L193 224H190V223H192L193 222ZM200 220V222H198ZM203 220H205V218L203 219ZM234 220V218H232L231 219V221H233ZM242 220L237 224V226L238 227H244L245 226V229L243 228L242 229V231L244 230V232L246 233L247 232V230H246V228H247V226H246V224H244L245 222H243V224H242ZM245 220H247V219H245ZM3 221V222H2ZM9 221H11V222H9ZM26 221V222H25ZM33 221H38V222H34L33 223ZM158 221V222H157ZM170 221V222H169ZM173 221H175V222H173ZM30 222H32V223H30ZM160 222V223H159ZM166 222V223H165ZM189 223V226H193V228H192V226H191V228L188 226V224L187 223ZM198 222V223H197ZM11 223V224H10ZM39 223V224H40ZM46 223V224H45ZM143 223V222H142ZM141 223V224H142ZM172 223V224H171ZM174 223V224H173ZM184 223H186V225L187 226H185V227H187V228H184V226H183V224ZM241 223V224H240ZM5 224V225H4ZM7 224H9L10 225V228H9V225L8 226H6ZM24 224V225H23ZM29 224V225H28ZM33 225V226H35V225H37V226H35V227H31V225ZM43 224V225H42ZM51 224V225H50ZM98 224V223H97ZM96 224V226H97V228H96V226H95V228H96V231H95V235H94V237L96 238H101V235L102 236H104L105 234V231H104V228H101V226L99 225H97ZM168 224H170L171 226H174V227H171L170 225H168ZM200 224V225H199ZM204 224V225H203ZM258 224H260V223H258ZM45 225V226H44ZM185 225V224H184ZM203 225V226H202ZM51 226V227H50ZM142 226H144V225H142ZM146 227L148 226L147 224L145 225ZM169 227V230H167L168 229V227ZM200 226H202V228L200 227ZM8 227V228H7ZM30 227V228H29ZM43 227V228H42ZM176 227V228H175ZM189 227V228H188ZM200 229H199V228ZM6 228V229H5ZM14 228V229H13ZM47 230H46V229ZM55 228H56V230L58 231H56L55 230ZM172 228V229H171ZM184 228V229H183ZM9 229V230H8ZM34 229V230H33ZM48 229H49V231H48ZM52 229H53V231H52ZM101 229V230H100ZM186 229H187V232H186ZM188 229H190L191 230V232H190V230H188ZM193 229V230H192ZM196 229V230H195ZM218 229V230H217ZM224 231H223V230ZM7 232H5V231ZM19 230V231H18ZM98 230V231H97ZM172 230V231H171ZM185 230V231H184ZM23 231H25V232H23ZM100 231V232H99ZM102 231V232H101ZM23 232V233H22ZM51 232H53V233H51ZM55 232V233H54ZM57 232V233H56ZM170 232V233H169ZM174 232V233H173ZM176 232V233H175ZM7 234V236H6V234ZM47 233V234H46ZM52 235H51V234ZM98 233L100 234V236L98 235ZM189 233H192L193 235V238H192V236H190L191 234H189ZM23 234V235H22ZM55 236H54V235ZM61 234V235H60ZM97 234V235H96ZM168 234V235H167ZM174 234V235H173ZM189 235V236H187V235ZM194 234H196V236H194ZM220 234V235H219ZM46 235V236H45ZM47 235H48V237H47ZM50 235V236H49ZM156 235H158L159 237H156ZM199 237H198V236ZM212 235V236H211ZM148 236H149V234H148ZM154 236H155V239H154ZM161 236V237H160ZM166 236V237H165ZM181 238H180V237ZM186 238H189V239H187V240H189L190 241V238H192V242L190 241V244L189 245H187L188 243V241L184 238V237ZM208 236H210L209 237V239H207L206 240V238H208ZM8 237V238H7ZM21 237V238H20ZM24 237V238H23ZM47 237V238H46ZM57 237V238H56ZM165 239H164V238ZM174 237V238H173ZM176 237H178V238H180V239H177ZM56 238V239H55ZM109 238L110 239H104L102 242H101V245L103 244V242L105 243V240H106V242L108 241V243H109V246H111L108 250H107V252H106V254L110 257L111 256V258H109V260H108V263H109V261L111 262V263H109V264H118V262H121V263H119V264H140L141 262L139 261L138 262V260L136 261V260H134L133 259V257H132V255L130 256V255H128V253H122V252H120V251H118V249H120V246H118L119 244H112V245H110V243L112 242V240H111V238H112V236L110 237L109 236ZM167 238V239H166ZM176 238V239H175ZM195 238V239H194ZM196 238H198L197 239V241H196V243L197 244H195V240H196ZM11 239V240H10ZM21 239H22V241H21ZM60 239L62 240V241H60ZM159 241H158V240ZM164 239V240H163ZM183 239L185 240V242H182L183 241ZM111 240V241H110ZM169 242V243H167V241ZM54 241V242H53ZM173 241V242H172ZM187 241V242H186ZM17 242V243H16ZM20 242V243H19ZM55 242H57L56 244H55ZM62 242H63V245H61L62 244ZM71 243H73V241L71 240L70 241ZM81 242V241H80ZM165 244H164V243ZM177 242V243H176ZM179 242V243H178ZM18 244V245H16V244ZM28 243V244H27ZM53 243V244H52ZM60 245H59V244ZM160 243H161V245H160ZM176 243V244H175ZM181 243V244H180ZM184 243V245H182ZM193 243H194V245H195V247H197L196 249L194 248V246H193ZM55 244V245H54ZM187 246H186V245ZM237 244H239L240 245V247H242L241 246V244H243V243H241V242H238ZM236 243L233 245V247H235V249H237V248H239L238 247V245H237ZM51 245V246H50ZM101 245H99V246H101ZM114 245V246H113ZM173 245H175V248L177 249L178 248V246L180 247V249H178L177 250V252H176V249L174 248V246ZM243 245H246V243H244ZM56 246H60L59 248L58 247H56ZM115 247L114 249H113V247ZM173 246V247H172ZM182 246H186V248L185 247H182ZM189 246H193L192 248H194L195 249V251H194V249H193V251H192V248L190 249V247ZM51 247H53V248H55L56 249V251L57 252H55L54 251V249L53 248H51ZM106 247H108V245L106 244ZM118 247V249H116ZM168 247V248H167ZM159 248V249H158ZM170 248V249H169ZM189 248V249H188ZM202 248L204 249L205 247H203L202 246ZM50 249V250H49ZM52 249H53V251L55 252V256L54 255H52V257H51V255H48V254H51V253H53V251H52ZM164 249L165 250H171V251H173L172 253H170V254H172V255H166L165 257L163 256V251H164ZM185 249H187V250H185ZM72 250V251H71ZM161 250H162V252H161ZM181 251V257H180V251ZM183 250V251H182ZM3 251V252H2ZM49 251V252H48ZM52 251V252H51ZM111 251V252H110ZM116 251V252H115ZM118 251V252H117ZM184 251H186L187 253H185ZM189 251V252H188ZM198 251V252H197ZM67 252V253H66ZM191 252V253H190ZM58 253H60V254H58ZM64 255H62V254ZM90 253H92V251H90L89 252V255L88 256H91L92 257V259L93 260H98V261H102V259L100 258V257H98V255L97 254H99V253H97L96 254V256L95 255H93V254H91L90 255ZM109 253V254H108ZM196 253H197V256H196ZM112 254H113V256H112ZM177 254V255H176ZM193 254V255H192ZM61 255H62V259L61 258H59V256L61 257ZM114 255H116L117 257H119L120 256V258H118V259H116L117 257L116 256H114ZM119 255V256H118ZM126 255H128L127 257H130V258H127L126 257ZM174 255V256H173ZM185 255V256H184ZM187 255V256H186ZM189 255H190V258H189ZM47 256H45V257H47ZM55 257V260L53 259L54 257ZM168 256V257H167ZM176 256V257H175ZM193 256H195L196 258H198V260L197 259H195V257H193ZM84 256H82V259L85 261V258H83ZM94 257H96V258H94ZM98 257V258H97ZM126 257V259L125 260H123L122 258H125ZM180 257V258H179ZM60 260H59V259ZM132 258V259H131ZM164 258H166V260L164 259ZM172 258H173V261H172ZM182 258V259H181ZM184 258V259H183ZM186 258V259H185ZM47 259V258H46ZM49 259V261H50V264H51V260ZM161 259V260H162ZM168 259V260H167ZM178 259H180V260H178ZM191 259V260H190ZM214 259V260H213ZM57 260L58 261H61V263H59V262H57ZM114 260V261H113ZM120 260V261H119ZM194 260V261H193ZM196 260V261H195ZM217 260V263L215 262ZM63 261V262H62ZM112 261H113V263H112ZM124 261V262H123ZM169 261V262H168ZM170 261H171V263H170ZM187 261V262H186ZM218 261H219V263L220 264H234V262H232V261H228V260H223V259H217V258H211L210 259V261H209V259H208V262L206 263V264H211V262H213L212 264H219L218 263ZM224 261V262H223ZM226 261V262H225ZM3 262V263H2ZM179 262V263H178ZM198 262V263H197ZM236 262V264H237V261H235ZM106 263H107V261H106ZM142 264V263H141ZM150 264H155V263H150Z\"/></svg>",
	"mask_w": 264,
	"mask_h": 264
}]
</instances>
